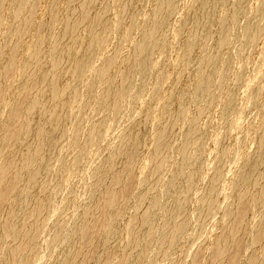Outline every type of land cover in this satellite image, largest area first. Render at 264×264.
Instances as JSON below:
<instances>
[{
  "label": "rangeland",
  "instance_id": "374dc122",
  "mask_svg": "<svg viewBox=\"0 0 264 264\" xmlns=\"http://www.w3.org/2000/svg\"><path fill=\"white\" fill-rule=\"evenodd\" d=\"M35 1V0H34ZM37 1H40V2H38L37 3ZM61 1V0H60ZM62 1H65V0H62ZM61 1V2H62ZM120 2V1H122V2H124L125 3V1H123V0H99V2L98 3H100L101 5L100 6H102V4H105V2H106V5L108 4L110 7L112 6V7H114L113 5H114V2ZM143 1V3H144V5H143V3H141V1L140 0H129V2H130V9L132 10V11H129V10H126V11H128V14H129V16L131 15V17H133V19L134 20H131L132 18L131 17H126L127 16V14L125 15L124 13L126 12L125 11V6H124V4L121 2V3H119V4H121L120 6H119V4H118V6H117V4L115 5V7L113 8V9H116L115 11V14H114V10L112 9V7H111V9L113 10H110V7L108 6V10H110L111 11V13H113L112 14V16H114V17H116L117 19H115V20H113L114 18L111 16V13L109 12H107V18L108 17H112V18H110V19H112L111 21L112 22H110V19L108 18V20H109V22H108V20H107V24H108V26L107 27H111L112 25V27H114V26H116L117 24H118V22L120 23V21H122L123 19L125 20V22L127 21V19H128V21L125 23L124 21V23L122 24V26H120L121 24H118V26L120 27V29H119V27H117L116 29H118V30H121V33H122V31H123V29H124V35L126 36V35H128V31H133V29L134 28H136V29H138L139 27L141 28V30H137L138 31V34H137V31L136 32H132V36H131V32H129L130 34V36L131 37H129V41H130V43H129V41H128V37L126 36V38H125V36L124 37H122L121 36V33L119 32L118 33V37H116V35H115V33L117 32V30L114 32V30H110V29H113L112 27L109 29V28H107V30H109L110 32H113V34H114V36H113V34L112 35H110L111 33L109 32V35H108V37L109 36H111L113 39H117V38H125V39H127V41H123V39L121 38H119L120 39V41H118L120 44L122 43L121 41H123L124 43H122L123 44V47L122 46H120V48L117 46V45H120L118 42H116L117 40H115V41H113V39L111 38V40L109 39V38H107V41H108V39L110 40V41H108V43H107V41L105 40V42H104V44H107V45H105L104 46V44H103V46H104V48L105 49H103V46H102V49L103 50H100V46H101V43H100V46H98V48H99V52L100 53H97L96 55V57L94 58V60L88 65V69H89V71L85 74V75H87L86 77H88V78H90L91 79V77H94V78H92L91 80H92V82L90 81V79L88 80H86V77L84 78L83 77V79L82 80H84L85 79V82L87 81V82H90L89 83V85L91 84V83H93V85H95L96 86V88H94L95 86H93L92 84V89H93V91L96 89V91H95V93H99V94H101V92H102V88L104 87H106L105 89L103 88V93H102V95L104 94V92H105V96H108L109 95V99L111 98V96H110V94H108V93H106L107 92V90H110V91H108V92H112V93H115V91L116 92H118L119 93V91H121V93H119L120 94V96H118L117 95V100H120V98L119 97H121V99H125V101L124 102H122V100H120V101H118V103L120 104H118L119 105V107H117L118 109L120 108V107H122V109H124L123 111H120V112H116V113H121L122 115H121V117H119L120 115H118V114H116V117H118L119 119H117L118 121L117 122H120L119 124L118 123H115V122H113V123H115V124H113L112 122H111V124L113 125H111L110 124V129H113V130H111V131H109L110 129H109V127H107L108 125L106 124L107 122H109L108 120L106 121V119L104 118V117H107L106 116V114H107V104H108V102L106 101V100H108V97H107V99H105V97L103 98V104L101 103V104H97L98 102H100V101H102V98L101 97H99V96H102V95H99V94H97L96 96L97 97H95V94H93L94 92L92 91V89H91V87H89V85H88V83L86 82H84L85 84H83V82L82 83H80V86H81V84H83L82 85V90H81V87L80 86H78V87H80V88H78L79 89V93H77L78 94V98H79V96H82L83 95V97L81 98V99H86V97H85V95L87 96L88 94H90V93H92V94H90L91 96H92V98H94V100H95V102H94V100L93 99H91V102L89 101V99H90V97L91 96H89L88 95V97L87 98H89V99H86V100H88L89 101V103H88V101H86V100H84V102H87V103H84L83 102V100H81V99H78V98H75L76 100H78L77 102H79L80 103V101H81V103L83 104H85V106L84 107H82L80 104H78L77 102H76V100L74 101V102H71V103H69V106L71 105V107H70V109H68L69 111H71L72 110V108H73V106L75 107V108H73V110L74 111H76V114L74 115V116H72L73 115V113H75L73 110L71 111V112H73L72 114H71V112H69L68 111V114H71L70 116L69 115H67V117L68 118H72L73 117V121H72V119H71V121H70V119L68 120L67 119V123L69 124L70 123V125H68L67 123V127H66V129H67V131H66V133H67V135L65 136V134H64V137H61V139L62 140H58L61 144H59L60 146L62 145V141H63V144H67L66 146H70V145H72V146H70V147H72V148H74V146H76L77 147V145H79V147L82 145V147H83V145L84 146H86L87 147V145H89L88 146V149H84V148H86V147H84V148H79V147H77L78 149H82L83 150V153H82V151L80 152V150L78 151V149L76 148V149H74V150H77V151H74L72 148V152L69 150V149H67L68 147H66L65 145H63V147L61 146L60 148H61V154H60V152H59V150H58V156L57 155H55V156H53V158H62V160L63 159H65V161L63 162V165H64V163L65 162H67L66 164L68 165V163H70V162H75V159L78 161V165L76 164V162L75 163H73L74 165H77V167L80 165L81 167L80 168H82L81 170H79V169H77V167H75L74 165H72V164H70L71 166H70V168H69V165L67 166L66 164H65V167L67 166V168L69 169H66V168H64L63 169V167H62V163H61V159L59 160L60 162H58V160L56 161V163H53V162H55V160H56V158H55V160L54 159H52L53 160V162H52V160H51V164L52 165H55V166H52L51 164H50V166L47 168L48 170H46L47 172H49V174H50V178H53V179H51V180H47V178H48V173L47 172H44L43 174H46L47 176H45V175H42L41 177H43L44 179H45V181L43 180L42 181V179L40 180V182H39V180L38 181H36V183L37 184H39V185H36V183H33V184H35V185H33V186H35V187H33V188H36V189H29L31 192H29V190L27 189V191H26V193L28 194L29 193V195H33V194H39L43 189H44V191L41 193L43 196H45L44 194H47V193H49V192H51L52 190H54V192H53V194L51 193V194H49V195H51V197H52V195H53V198H50L49 197V195L48 196H46V198L50 201V202H47L48 204L46 205L47 206V208H49L50 210V212H48V210H47V218H45L46 220L50 217V219L47 221V223L45 222V221H43L45 224L43 225L42 223H41V225L39 226V228H38V230H40V231H37L38 233L34 236V238H35V243H33V240H32V242L30 243V246H29V248H32V249H34L33 248V246L31 245V244H35L34 246L35 247H37V248H35L33 251H32V253L30 252L31 251V249L30 250H28V249H26V251L24 252V257L22 258V261L24 262L23 264H29L30 262H31V260L30 259H32L31 257L33 256V252L36 250L37 251V249H38V251L37 252H39V255L37 256L36 254H35V256L36 257H33V262H31L30 264H64L65 262H66V260H67V257L65 258V255L64 254H68V252H69V250H71L73 247H72V245L76 242L75 240H76V235L75 236H72V234L74 235V234H76L75 232L77 231V229H78V223H79V220H76V218L77 217H80V216H82V215H84V214H86L87 212H86V209L88 210V209H92V211L93 212H95V215H96V217H94L95 219H93V226L95 225V227H92V229H91V231H90V233L89 234H87V236L85 237L86 239H84V242L85 243H83V245L84 246H82V247H84V250H83V248H82V250L84 251V253H86L87 254V256L85 255L84 257H83V255H82V251L80 252V256H79V259H78V262L80 263V264H98V260H99V257L101 258V256L105 259V258H107V260L105 259V261L107 262L108 261V258H112L111 260L112 261H114V262H112L111 260H110V262L111 263H108V264H119V261H120V259H121V261H122V257H120V255H119V253L122 255L123 254V256H124V253L123 252H125L124 250H126L127 248H129L130 247V245H131V247H135V245H136V243H138V242H135L134 241V237H133V235L136 233V231L140 228V226L142 227V228H140V230H138V233L140 234H138L139 235V237L141 236V234H142V232H144L142 235V237H138V239L137 240H139V239H141V241L139 240V243L141 242L142 244H137L136 245V247H137V250H136V248L135 249H133V252L135 253L136 251H140L142 248L144 249V251L146 250V253H145V256L147 255V258L144 256V257H142V255H144V251H143V249H142V252H137V254L138 253H142V255H140V256H136V254L135 255H133V252H132V255H131V257L134 259V262L132 263V264H139V263H137V262H139L140 260L142 261V263L141 264H144L143 262L145 261V264H148L147 262H149L150 261V258H152V264L155 262L154 261V259L153 258H156V257H159V258H157V259H155L156 260V264H194L195 262H197V263H195V264H198V263H201V261L202 260H204V261H202L203 263L205 262V259L207 260V262H205L206 264L207 263H211L212 264V260L214 261V259H215V257H213L212 255H213V252H212V250H210L211 249V244H212V242H213V240L214 239H216V238H219V237H224V235L226 234V231L228 232V227H226V225H227V223L225 222L226 221V218H227V215H228V212L230 211V209L229 208H231V206H232V204H233V206H236L237 205V203H238V205H237V207L239 208V211H244V209L245 208H247V207H249V205L247 206L245 203H248V202H250L251 204L253 203H257L256 205H254V206H256V207H259L260 206V208H254L251 204V206H252V208L254 209V212L253 213H249L250 211L252 212L253 210H252V208H247V210L246 211H248V213L249 214H251L250 216H253V218L251 217V219L249 218L250 216L249 215H247V217L249 218H247L246 217V219H248L247 221H246V219H245V224L247 225V227H248V229H249V231H248V229H246L245 228V233H247V234H243V236L245 237L244 238V241H245V243H244V241H243V238L241 239L242 241L241 242H243V243H241L243 246V248L241 247V245L240 246H238L237 248L240 250H238V251H236V250H234V249H236V247L235 248H231L232 249V253H237L236 255L235 254H232L231 255V252L229 253L231 256H232V258H231V256H230V258H231V260L232 259H234L235 258V256H236V260H239V261H237L236 262V260H235V262L237 263V264H247L249 261H251V258H252V262L254 263V264H263V263H261L262 261L264 262V259H261V258H263L264 256H262V255H264V253H262V251L264 250V249H262V247L263 246H261V245H264V240H262L263 241V243L261 242L260 243V238L262 239H264V232L263 231H260V230H262V226H261V224H263L264 223V219L262 220H258V219H260V218H258V217H262L263 218V216H261V214L263 215V213H261L262 212V210H264L262 207H261V204L263 205L264 204V194H263V190L264 189H260V188H263L264 187V173H262L259 177H261L260 179H257V182L258 183H256L255 185L256 186H253V193L250 195V196H247V198L248 197H250V198H248V199H245V200H247L248 202H244V204H245V206H244V204H243V206H242V204H241V206H240V204H239V202L237 201V194H236V189H234V190H236L235 192L232 190L233 188H235V186L233 185L236 181H239V180H236V179H238V178H240V176H243V172H245L246 170V167L247 166H249V164H250V162H249V160L251 161V156L255 153V151L252 153V151L254 150V149H256V147H257V140L258 139H260L261 137L259 136V135H261V134H263V131H259L260 129H261V127H263L264 128V13H262V12H264L263 10H264V7H263V4H262V2L261 1H263V0H259L258 2L256 1V0H248V1H250V2H248L247 3V6H246V9H244V10H242L244 13H246V14H243V12H239L238 11V14H237V10H234V8L235 9H238L239 10V8H240V5H237V4H239V3H241L240 2V0H238V2L237 1H235V0H228V2H227V4H228V6H227V4H226V2H224L223 3V1L224 0H222L221 2L222 3H220V1L218 0V2L216 1V5H217V3H218V6L220 7H218V6H216L215 5V8H217V10L215 9L214 10V13H215V11L217 12V13H219L220 12V14L221 15H219V14H214L215 15V17H216V15H218L217 17H216V19L219 21V23L218 22H216V19H214L215 20V22L213 21V19H212V23L214 24V23H217L218 24V26H217V24H212V23H210V24H212V27H208V26H210L209 24H207L206 25V27H205V30H201L200 32H203V33H199V31L197 32L196 30H194L193 31V35L194 36H191V38L193 39V41L195 42V44H194V42L192 43V39H189L190 38V34L192 35V32H191V27H192V23L194 22V25L193 26H195L196 24H198L197 22H196V20L195 19H199L200 18V16H201V8H200V5H201V7H202V4L205 2V0H203V2L200 4L199 3V5L197 4V2L198 1H202V0H195L196 1V3H195V1H193V0H180V1H178V0H176V1H178L179 2V4H177L176 5V3H174V5H176V6H178L177 8L175 7V9H174V7H172L173 9H174V11H175V15H174V19H173V14H174V12H172V10H170V14H171V12L173 13L172 15H169L170 16V18L168 17V20L170 19V21H171V19H173L172 20V22H170V21H168V22H166L168 25L166 26L165 24H164V26H163V28H162V31H161V33L159 34V36L161 35L162 37H163V40H164V37L166 36V39H165V41H161V36L160 37H158L157 38V40L158 39H160V41L158 40H154V42L157 44H155L154 42H153V45L151 44V47L150 48H152L153 46H156V48L154 47V52H153V49H150L149 50V48H147L146 47V45L144 46V44H146L147 42H149L148 41V37L147 36H149V35H147V34H149V31L148 30H150L151 28L149 27L150 25H148V24H151V21L153 20V18H151V16L152 17H154L155 18V16H153V13H155L156 12V10H157V7L158 6H156V2L158 1H156V0H149V1H144V0H142ZM153 1H155V4H154V6H153ZM160 1V0H159ZM159 1L157 2L158 4L157 5H159ZM175 0H174V2H176ZM227 1V0H226ZM231 1H232V3H231ZM44 2V0L43 1H41V0H36V8H37V4H38V9L36 10V12L38 13V10H40V9H42L43 8V3ZM108 2H112L113 3V5L111 4H109ZM133 4H132V3ZM135 2H137L136 3V5L138 6V4H142L141 6L139 5L138 6V14H136V13H134V11L135 12H137V10L136 9H134V7L136 8L137 6L135 5ZM177 2V3H178ZM192 2H194V3H192ZM229 2L231 3V4H229ZM235 4H234V3ZM255 4H257V5H260L259 6V10H258V8H256V6L257 5H255ZM264 2V1H263ZM41 3V5H39ZM97 3V5L94 7V10H93V12H91V14L92 15H94V14H96L98 11V8L100 7V6H98L99 4ZM249 3H252V4H254V5H252V6H250V8H249V5H251V4H249ZM132 4V5H131ZM192 4H193V7L194 8H197L198 7V10L196 11V12H198L199 13V9H200V14H198L197 15V13H195V9L192 7ZM226 4V5H225ZM235 5V7H234V5ZM249 4V5H248ZM122 5L124 6V8H122ZM173 5V6H174ZM179 5H180V7H179ZM223 5L224 6H226V8L224 7V9L222 8L223 7ZM232 6V8L233 9H231V7L230 6ZM237 5V6H236ZM98 6V7H97ZM156 6V7H155ZM239 6V7H238ZM262 6V7H261ZM42 7V8H41ZM117 7H120L121 9H123L122 10V12H124V13H122V15H121V17H120V14H121V11H120V8L118 9ZM139 7H140V9H139ZM156 9H155V8ZM189 7H191V8H193L192 10H193V12L192 11H190L191 9H189V11L191 12V14L190 15H192L193 17H191V19H188V18H190L189 16H188V13L186 12V11H188L187 9L189 8ZM227 7L230 9L229 11H228V9H227ZM253 7V8H252ZM258 7V6H257ZM260 7H261V10L262 11H260ZM40 8V9H39ZM97 8V9H96ZM133 8V9H132ZM153 8V9H152ZM218 8H219V10H218ZM249 8V10H247ZM117 9H118V11H117ZM151 9L152 10H154L155 12H153V11H151ZM220 9L222 10V11H220ZM255 9H256V11H255ZM134 10V11H133ZM145 10V11H144ZM226 10V12H227V14L224 12V11ZM235 11V12H233V11ZM245 10H247L246 12H245ZM41 11L42 10H40V12L38 13L39 15H41ZM120 11V12H119ZM177 11V12H176ZM188 11V12H189ZM219 11V12H218ZM250 11V12H249ZM259 11V12H258ZM96 12V13H95ZM120 14H119V13ZM131 14H130V13ZM229 12H231V14H229ZM255 12V13H254ZM63 13V10H62V12H61V15H63L62 14ZM77 13V12H76ZM127 13V12H126ZM152 13V14H151ZM185 13H187V15L185 14ZM196 15H195V14ZM225 13V16L227 17V19L229 18V20H230V22H231V24H232V19H238V17L240 18V20L238 19V20H236L235 22L233 21V24H235V28L233 29V26H230V24H229V22H228V24H224V23H226L227 21V19L226 20H224L223 18H225V17H223V18H221L222 16H223V14ZM257 13V14H256ZM259 13V14H258ZM134 14H136V17H137V15H138V17L140 16V19H141V21H143L144 23L143 24H141L142 22L140 21V26H138L139 24H138V22H139V20L138 21H135V19H137L136 17H134L135 15ZM232 14H237V16H232L231 17V15ZM240 14V15H239ZM241 14H242V16H241ZM258 16V17H260V19L259 20H263L260 24H258L259 23V21L258 20H256V18H258V17H255L256 15ZM261 14V15H260ZM43 15H45V14H43ZM76 15V14H75ZM109 15V16H108ZM121 18V19H118L119 17ZM148 15V16H147ZM149 15H151V16H149ZM155 15V14H154ZM184 15H186V16H184ZM195 15V16H194ZM200 15V16H199ZM244 15H246V16H244ZM255 15V16H254ZM262 15H263V17H262ZM46 17L45 18H43L44 20L48 17L47 16V14L45 15ZM196 16H197V18H196ZM199 16V17H198ZM219 16H221V17H219ZM244 16V17H243ZM42 17H44V16H42ZM41 16H40V19L42 18ZM51 16L49 15V17L47 18V20L50 18ZM126 17V18H125ZM149 18V19H147V20H149V23L147 24L146 23V21H145V19L146 18ZM219 17V18H218ZM234 17V18H233ZM236 17V18H235ZM253 17H255V18H253ZM131 18V19H130ZM183 18H187V19H183ZM232 18V19H231ZM245 18V19H244ZM52 19H53V17H52ZM52 19L50 18L48 21L47 20H41L42 22L44 21V22H46V24L47 23H50L49 21H51L52 22ZM151 19V20H150ZM221 21H220V20ZM223 19V20H222ZM244 19V20H243ZM116 20H118V22L116 21ZM129 20L131 21V23L129 22ZM181 20H184V23H185V20L187 21L186 23H188V21H189V24H186L185 23V27H184V25H183V21H182V23H181ZM195 20V21H194ZM254 20H255V22H256V24H255V27L257 26V30H255L254 28ZM192 21V22H191ZM226 21V22H225ZM238 21V22H237ZM253 21V22H252ZM257 21H258V23H257ZM17 22V21H16ZM16 22H14L13 23V25L16 23ZM114 22V23H113ZM115 22H117V24L115 23ZM132 22H134V23H132ZM136 22H137V26H136ZM154 22V21H153ZM152 22V23H153ZM222 22H223V24H222ZM112 23V24H111ZM129 23H130V26H131V28L129 27ZM170 23V24H169ZM174 24V26L175 27H177L179 30H180V32L176 29V31H175V29H174V26L172 25V24ZM176 23H177V25H176ZM196 23V24H195ZM250 23H252L251 25L253 26V27H251V25H249ZM43 24H45V23H43ZM133 24V25H132ZM220 24V25H219ZM237 24V25H236ZM11 25V24H10ZM126 25H128V27H126ZM145 25H148V26H145ZM151 25H153V24H151ZM179 25H180V27H179ZM183 25V26H182ZM186 25H187V27H190V32H189V37H187L188 35H186L187 33H188V29L189 28H187L186 27ZM216 25V26H215ZM221 25H223L222 27H224V26H227V28L229 29H227L226 27H224V29H222V27H221ZM133 26V27H132ZM135 26V27H134ZM145 27V29L146 28H148V29H146L148 32H145L146 30L144 29V27ZM169 26H171V27H173V28H170ZM213 26H214V28H213ZM230 26V27H229ZM259 26V27H258ZM122 27V28H121ZM143 27V28H142ZM152 27V26H151ZM165 27H168V28H165ZM196 28H197V26H195ZM195 27H192L193 29H195ZM216 27L218 28V29H222V31L221 30H218V29H216ZM221 27V28H220ZM232 27V31H234L235 29L237 30H235L233 33V35H236V33H237V35L236 36H234L233 38H232V36L233 35H231V32H230V28ZM248 27V28H247ZM115 28V27H114ZM126 28H127V30H126ZM171 30H170V29ZM183 28H184V30H183ZM206 28H207V30L209 29V30H211L212 31V29H216V30H218L220 33L219 34H217V32H216V34H214L215 32H214V30L212 31V33H211V31H209L208 30V32H206ZM211 28V29H210ZM226 28V29H225ZM249 28H251L250 29V31L252 30L253 31V34L252 33H250V35L251 36H253L254 37V39L255 40H253V38H250V35H248V33L250 32L249 31ZM253 28V29H252ZM258 28H260L259 30H260V32H262V33H260L259 32V34H261L260 36H259V38H258V36H256V35H254V33L256 32V31H258ZM83 29V30H82ZM81 30H82V32L84 31V28H82ZM142 29L143 30H145L144 31V33H147V34H145L144 35V33H143V31H142ZM165 29H168V31L166 30V32H163V31H165ZM187 29V30H186ZM192 29V30H193ZM244 29V30H243ZM81 30H80V32H81ZM127 32H126V31ZM186 30V31H185ZM223 30H225V32L223 31ZM248 30V32H246ZM142 31V36L144 35V37H147V41L145 40V38L144 37H142V39H144V42L145 43H143V40L141 39V35H140V32ZM175 31V32H174ZM178 31V32H177ZM186 32L185 34H181V32ZM196 31V32H195ZM229 31V32H228ZM251 31V32H252ZM255 31V32H254ZM163 32V33H162ZM172 32L174 33V35L176 34L177 35V39L174 37V38H172ZM195 32V33H194ZM204 32L207 34L206 36H204L205 34H204ZM224 32L225 34H227V33H230V35L228 34V35H225L224 33L222 34V33ZM166 33H167V35H166ZM170 33H171V35H170ZM197 33V34H196ZM210 35H209V34ZM117 34V33H116ZM119 34H120V36H119ZM134 34H136V35H134ZM163 34H164V36H163ZM181 35V37H182V39L184 38V36H185V38L183 39L184 41H185V39L187 38L188 39V41H187V43L189 42V41H191V43H189V45L190 44H194L193 46V48L195 49V47H196V50H197V52L198 51H200L199 53H200V55H199V53H197L196 52V54L194 53L196 50H194L192 47V52H191V54L188 56L189 58H187V60L184 58V56H183V48L185 47V49H187V45L188 44H185L186 43V41L184 42L182 39H180L181 37H179L178 38V35ZM200 34L202 35V36H204V37H202V36H200ZM212 34V35H211ZM246 34H247V36L249 37H247L246 36ZM256 34H258V33H256ZM258 34V35H259ZM139 35V36H138ZM147 35V36H146ZM175 35V36H176ZM184 35V36H183ZM209 35V36H208ZM215 35V36H214ZM216 35H217V37H216ZM218 35H221V37L223 36V35H225L227 38H228V36H229V39H227V40H225L226 39V37H223V38H221V40H220V38H218ZM133 36H135L136 37V39H135V37H133ZM170 36H171V38H170ZM198 36H200V38L198 37ZM213 36V37H212ZM243 36V37H242ZM138 37H139V39H138ZM194 37V38H193ZM197 37H198V40H196L197 39ZM202 37V38H201ZM206 37H212L213 39H210V40H212V42L208 39V38H206ZM215 37V38H214ZM255 37H257V38H255ZM130 38H131V40H130ZM203 38H204V40H203ZM205 38L207 39V40H209V43H207L208 41L207 40H205ZM246 38H248V40L246 39ZM135 39V40H134ZM140 39L142 40L141 42H142V47H143V49L144 50H139V48H140V45L138 46V44H141L139 41H140ZM174 39V40H173ZM176 39V40H175ZM181 41H180V40ZM199 39H202V41H200ZM214 39H219L218 41H216V40H214ZM224 39V40H223ZM233 39V40H232ZM137 40H139V41H137ZM170 40V41H169ZM229 40H232V41H229ZM166 41H167V43L169 44V43H172L173 41V43L175 44H169V46H170V51H171V49H172V51L170 52L169 50H167L166 48H169V46H168V44L166 43ZM169 41V42H168ZM172 41V42H171ZM196 41L198 42V43H196ZM207 41V42H206ZM219 42L218 44H220V47H222L221 46V43H223V44H229L228 45V47L230 46V48H228L227 47V45H226V47H225V49H221V51H223V52H225L224 54L226 55H230V56H228L229 58V60H228V63L227 62H225V61H227V56L225 57L224 55H222L223 54V52H222V54L220 53V55H219V57H220V60H222V59H224L223 61L225 62V63H223V61H220L219 60V58H218V62L217 63H221L220 64V67L218 66L219 64H216L217 66H216V68H213L212 69V71H210V72H213V74L211 75L210 74V72L208 71V72H206V70H209L210 69V66L207 64V62H208V60L210 59V57H208L209 55H208V52L209 51H212L213 52V48H212V50H209L208 51V46L207 45H209V44H211L212 46L214 45V46H216L215 44V42ZM102 42V43H103ZM111 42H112V44H111ZM125 42L126 43H128L129 45L128 46H126L125 45ZM135 42H136V44H135ZM161 42V43H160ZM165 42V45L167 46H161V45H164L163 43ZM176 42H177V44H176ZM183 42H184V44H183ZM202 42L204 43V42H206V45H204V44H202ZM211 42V43H210ZM214 42V43H213ZM226 42H229V43H226ZM231 42V43H230ZM118 43V44H117ZM151 43V42H150ZM121 44V45H122ZM148 44V46H150V44L149 43H147ZM159 44H160V46L162 47V48H165L164 50L162 49V51L160 50V46H159ZM198 44H200V46H204L203 48H205V50L207 51V53L206 52H204L203 51V48H199V45ZM202 44V45H201ZM218 44H217V47H219L218 46ZM112 45V46H111ZM174 45V46H173ZM179 45V46H178ZM183 45H185V46H183ZM210 45V46H211ZM125 46V47H124ZM172 46H173V48H172ZM180 47V46H182V50L180 49V48H178V47ZM187 46V47H186ZM191 46V45H190ZM206 46V47H205ZM209 46V47H210ZM213 46V47H214ZM122 47V48H121ZM134 47H137L138 49H137V51H134L135 53H131V52H133V50H135V48ZM141 47V48H142ZM145 47V48H144ZM198 47V48H197ZM224 47V46H223ZM97 48V49H98ZM177 48H178V51H177ZM118 49V50H117ZM125 49V50H124ZM145 49H146V51H145ZM201 49V50H200ZM0 50H1V48H0ZM147 50H149V52L147 51ZM152 50V51H151ZM158 50V51H157ZM176 50V51H175ZM180 50H181V53H182V55H181V53H178V52H180ZM220 50V49H219ZM228 50H229V52H228ZM101 51H104V52H101ZM117 51V52H116ZM139 51V52H138ZM144 51V53L142 54V52ZM156 51L160 54V55H158V53L156 54ZM165 51H167V53L165 52ZM185 51V50H184ZM120 52V53H119ZM137 52V53H136ZM148 52V54H146V55H149L150 54V56H151V52L154 54V56L152 55V57H150V56H145V53H147ZM164 52V53H163ZM169 52H170V54H169ZM205 53V54H203V53ZM212 52H209V54H212ZM103 53V54H102ZM142 55H141V54ZM165 53H166V55H165ZM176 53H178V54H176ZM229 53V54H228ZM98 54H100V56L98 55ZM120 54H122V55H120ZM129 54H130V56H129ZM134 54V55H133ZM137 54V55H136ZM162 54V55H161ZM193 54V55H192ZM198 54V55H197ZM202 54V55H201ZM48 55V56H47ZM46 56H45V59H44V61H43V63H42V66H48V64L50 63L49 62V60L51 59V54L49 55V53L47 54ZM132 55V56H131ZM136 55V56H135ZM140 57H139V56ZM144 55V56H143ZM168 55V56H167ZM177 55L179 56V57H177ZM182 56V59H185L186 60V62H184L183 60H179L180 58H181V56ZM184 55H185V52H184ZM205 55L207 56V57H205ZM236 55V56H235ZM50 56V57H49ZM117 56V57H116ZM128 56H129V59L131 60L132 58H133V56L134 57H136V58H133L134 59V61H133V59L131 60V61H129L128 62V64H127V58H128ZM137 56H138V58H137ZM191 56H193V57H191ZM204 56V57H203ZM109 57H112L113 58V60L112 61H110L108 58ZM131 57V58H130ZM142 57V60L141 61H139L140 59L139 58H141ZM144 57H145V59H146V57H147V59H146V61L148 62H146L145 61V59H144ZM149 57V58H148ZM197 57V58H196ZM199 57H201V58H199ZM222 57H224V58H222ZM126 58V60L124 61V59ZM150 58H152V59H150ZM191 58V59H190ZM203 58V59H202ZM205 58V59H204ZM208 58V59H207ZM222 58V59H221ZM106 59H108L107 61H109L110 63H109V66L110 65H114V68H112V66H110L111 67V70H110V67L108 68L109 69V71H111V72H106L105 74H103V75H94V74H96V73H98V72H100V71H98V70H100L99 68H101L100 66H102L103 65V63H106ZM136 59H137V61H139V62H141L142 63V65H139L140 63H138L137 61H136ZM144 59V60H143ZM161 59H164V60H161ZM166 59V60H165ZM179 60L177 63V66L180 64L179 62H182V64H185L186 63V65H182V64H180V65H182L181 67H182V70L181 71H179V69H181L180 68V65L177 67L176 65H175V60ZM190 60V63H188V66L189 67H187V62ZM193 59L195 60V59H198V60H207V61H204V62H206V64L208 65V69H207V66H206V64L204 63V62H202L201 63V61H198V60H195L194 62H196V61H198L197 63H201L202 64V66L201 67H203V68H201L200 66H199V64H197V63H195L196 64V66H195V64H194V62H193ZM233 59V60H232ZM100 60V61H99ZM149 60V61H148ZM150 60H152V61H150ZM103 61V62H102ZM105 61V62H104ZM142 61H145V62H142ZM167 61V62H166ZM230 61H233L232 63H230ZM96 62V63H95ZM113 62V63H112ZM132 62H134V64L132 63ZM136 62V63H135ZM151 62V63H150ZM163 62V63H162ZM112 63V64H111ZM138 63V64H137ZM146 65H145V64ZM150 63V64H149ZM194 65H193V64ZM209 63V62H208ZM102 64V65H101ZM132 64H133V66H132ZM136 64V65H135ZM144 64V65H143ZM190 64V65H189ZM224 64H226V66H224ZM229 64H232V67L229 65ZM234 64H235V66H234ZM138 65H139V67H138ZM149 65V66H148ZM152 65V66H151ZM174 65H175V67H174ZM191 65H193V66H191ZM133 68V67H135V68H137V69H132L131 67ZM143 66V67H142ZM145 66V67H144ZM146 66H148L147 67V69L148 70H146L145 68H146ZM184 66V67H183ZM185 66H186V68H185ZM190 66H191V69H192V71L190 70V69H188V68H190ZM199 67V69H198V67ZM223 66H224V68L226 69L227 67H228V69H230V70H232L231 72H233L232 73V75H231V77H230V75H229V73L231 74V72H230V70H227L226 69V72H223V76L220 74V75H218V73L217 72H219V73H221L220 71H219V69L221 70V71H223L224 70V68H223ZM93 67V68H92ZM120 67L122 68V69H120ZM129 67V68H128ZM172 69H171V68ZM206 67V68H205ZM219 67V68H218ZM230 67V68H229ZM97 68H98V70H97ZM115 68H116V70H117V68H118V70L116 71L115 70ZM140 68V69H139ZM143 68H144V70H143ZM170 68V69H169ZM179 68V69H178ZM185 68V69H184ZM196 69L195 71H194V69ZM232 68V69H231ZM260 68V69H259ZM87 69V70H88ZM130 69V70H129ZM139 69V70H138ZM141 69H142V72H140L141 71ZM163 69H167L168 71H165V73L163 72ZM176 69L178 70L177 72L179 73V75H178V73L177 72H174V71H176ZM184 69V70H183ZM187 69H188V71L190 72L189 74H188V72H187ZM202 69H205L204 71L202 70ZM216 69H218L217 70V72H216ZM94 70V71H93ZM96 70V71H95ZM113 70V71H112ZM145 70L147 71L146 73L149 75H146L147 77H148V79L146 80V78L144 77V75L145 74H143L144 72H145ZM171 70V71H170ZM174 70V71H173ZM197 70H198V74H200V75H198L197 74ZM242 70V71H241ZM116 71V72H115ZM133 72V74L131 73V72ZM135 71H136V73H135ZM138 71V72H137ZM157 71V72H156ZM183 71H185V72H183ZM203 71V72H202ZM239 71H241L242 73H240L239 75L240 76H242L241 74H243V78L242 77H239V75H238V73H239ZM253 71V72H252ZM115 74H114V73ZM118 72V73H117ZM121 72V73H120ZM129 72V73H128ZM140 72V73H139ZM168 72V73H167ZM192 72H196V75H198V77H201L202 78V74L203 73H205L206 72V78H208L209 77V75H211L210 77L214 80V82L216 83H214L213 81H212V79L210 80L209 79V84H208V82L205 84V86L206 87H209V86H207V84L208 85H210L211 87H210V89L211 90H215L216 92H212L209 88H206V89H208V90H210V93L212 94V95H214L215 96V94L214 93H217V92H219L220 91V94L219 93H217L218 94V96H217V94H216V96L218 97V99L215 101V99L216 98H214L210 93H209V91H206L205 90V86H202L203 84H204V81L206 80V78H205V80H202L201 78H200V80H199V78L197 77V76H195L194 75V73H192ZM200 72H202V74L200 73ZM214 72H216V73H214ZM238 72V73H237ZM109 73V74H108ZM124 74V75H126V76H128L127 78L130 80V81H132L131 83L133 84H130L129 82L130 81H128V79L126 80V83L128 82V84L127 85H131V88H132V86H133V90L132 91H134V93H132V91H130V89L128 88V87H130V86H127V87H125L124 86V80L126 79V76H125V79H124V77L122 78V76H120L121 74ZM127 73H128V75H127ZM140 75H139V74ZM178 75H176V74ZM180 73H181V75H180ZM192 73V74H191ZM209 73V74H208ZM89 74V75H88ZM107 74V75H106ZM115 75V76H112V75ZM117 74L119 75L118 76V78L116 77L117 76ZM122 74V75H123ZM131 74V75H130ZM137 74L138 75V79L139 78H141L142 76V78L141 79H139L140 80V82H139V80H137V78H136V76L135 75ZM159 74H160V76H159ZM165 74V75H164ZM169 75V76H167V75ZM176 76H175V75ZM182 74L184 75L185 74V76H186V74L187 75H190L189 77H185V76H182ZM208 74V75H207ZM214 74H217V76L216 75H214ZM225 74H226V78H228V79H226L225 78ZM108 75H111L110 76V78L112 79L113 77H116L117 78V80L118 81H122V79H124L123 81H122V84L119 82L118 83V81L116 80V78H113V80H115V81H110V80H108L107 78H109V76ZM123 75V76H124ZM164 75V79L163 78H161L163 81L165 80H167L168 78V80L166 81V83L165 82H162L161 81V79L159 80V78L158 77H162ZM171 75H174V79L177 81V79H178V82H175L174 81V79L172 80V78H173V76H171ZM196 77V79L199 81H197V83L198 84H200V86L196 83V84H194L195 83V77ZM202 75V76H201ZM237 75H238V79L240 78H242L241 80L239 79H237ZM98 76V78L100 77V79H101V81H102V78H103V83H105V82H108L107 84L105 83V84H103L102 82H100V79H99V82L97 81L96 82V77ZM107 76V77H106ZM133 76V77H132ZM141 76V77H140ZM165 76H167L166 78L167 79H165ZM170 76L172 77V78H170ZM180 76H182L180 79H179V77ZM216 76V80H215V78H213V77H215ZM222 77V78H225L226 80L224 81V80H222V82H223V84H221L222 82L221 81H219L220 80V77ZM176 77V78H175ZM178 77V78H177ZM203 77H205V76H203ZM209 77V78H210ZM97 78V79H98ZM109 78V79H110ZM120 78H121V80H120ZM145 78V79H144ZM192 78V79H191ZM194 78V79H193ZM217 78H219V79H217ZM251 78V79H250ZM94 79H95V81H94ZM107 79V80H106ZM139 82H136V80ZM184 79L185 80H189V82L187 81H184ZM250 79V80H249ZM146 80V82H144ZM150 80V82H147V81H149ZM159 80V81H158ZM180 80H183L185 83H187V84H191V82L194 84V85H196L197 86V89H198V86H199V88H201V87H203L202 89H201V93H203L202 95L201 94H199V92H200V90L198 89H195L194 88V85L192 84V87L191 86H189V90H188V85L187 84H185V83H183V81H180ZM202 80V81H201ZM66 81H68V77L66 76L65 77V79H64V82H66ZM136 83H135V82ZM159 83H158V82ZM161 81V82H160ZM172 82V84H173V86H172V84H171V82ZM202 82V84H201V82ZM208 81V80H207ZM211 81L213 82L212 84L213 85H211L210 83H211ZM217 81H218V84H217ZM253 81V82H252ZM116 82V83H115ZM142 82H144V84L142 83ZM167 82H168V84H170L169 86H167L166 84H167ZM219 82H220V84H219ZM96 83H100L101 84V86H98L97 87V85L98 84H96ZM125 83V84H126ZM135 83V84H134ZM143 84V86H144V89L145 90H148V92L147 91H145L144 89V92H143V90H142V88H140L139 87V85L138 84ZM145 83H146V85L147 86H149V89H148V87L147 88H145ZM154 83V84H153ZM160 83H162L161 84V87L159 86L160 85ZM176 85H175V84ZM177 83L178 84H182L181 85V87H183L184 85H185V87H186V89H185V87H183V88H179V86L177 87V89L179 88L180 89V91L182 92V91H184V92H182V94L184 95V93H185V91H186V93L188 94V91H190L191 92V96H190V92H189V95H184V96H189L190 98H188V97H183V95L181 96L179 93H181L179 90H177L176 89V87L175 86H177ZM248 83V84H247ZM99 84V85H100ZM109 84V85H108ZM114 84V85H113ZM117 85V87H116V85ZM123 86H121V85ZM138 85V86H135V85ZM156 84L159 86H156ZM87 87H85V86ZM111 85V87L113 86V87H115V88H111V87H109ZM163 85V86H162ZM187 85V86H186ZM216 85H217V87H216ZM249 85V86H248ZM9 86V85H8ZM8 86H7V88H8ZM83 86H84V88H83ZM103 86V87H102ZM122 87V88H120V87ZM135 86V87H134ZM172 86V87H171ZM163 87V88H162ZM168 87H170V89L168 88ZM213 87H215V89L213 88ZM224 87V88H223ZM90 89L92 92H87V90L86 89ZM97 88H100V90H97ZM110 88V89H109ZM116 88H118L119 89V91H117L116 90ZM124 88H125V90H124ZM127 88L129 89V90H127ZM134 88H136V90L134 89ZM155 88H157L158 89V91H157V89L155 90L156 92H154L153 90L155 89ZM162 88V89H161ZM165 88V89H164ZM169 89V91H167L168 89ZM173 88H174V90H176V91H174L173 90ZM190 88H192L191 90H190ZM213 88V89H212ZM227 88V89H226ZM231 88V89H230ZM238 89V90H235V89ZM86 90V92L85 93H87V94H83V91L84 90ZM112 89H115V91L113 92L112 91ZM121 89V90H120ZM123 89V90H122ZM139 89V91L141 92V96L139 95V93L140 92H138L137 90ZM161 89V90H160ZM184 89V90H183ZM218 89V90H217ZM256 89H258V90H256ZM106 90V91H105ZM142 90V91H141ZM153 91V94L151 93L152 91ZM160 90V91H159ZM172 90V92H170ZM196 91V94H195V91ZM204 90H205V92H206V94H209V96H211V101L210 100H208V97L209 96H207L205 93H204ZM235 90V91H234ZM80 91H82V92H80ZM98 91V92H97ZM100 91V92H99ZM122 91H123V95L125 94L124 92H127V91H129L127 94H125L126 96H129V93L131 92L132 93V95L130 94V98L129 97H126L125 95L123 96L122 95ZM136 91V92H135ZM164 91V92H163ZM165 91H167L168 93H169V95L171 96V94L175 97L176 95H177V99H178V96H179V98H181V99H179L180 100V102L182 101V97H183V99H185V98H188V100H189V102H187L186 101V99L185 100H183L182 102H181V105L183 106V104H184V106H186V107H182V106H180V102H179V100H177L176 98H175V100L174 101H172L171 102V100H172V98H174V97H170L169 95H168V93L166 92L165 93ZM199 91V92H198ZM233 91V96L235 97V94L237 95L236 96V98L234 99V98H231V97H229V98H231V99H234L233 101H231V99H229L228 98V96H230V94H231V92ZM236 91H238L237 93H236ZM242 91V92H241ZM257 91V92H256ZM142 92H143V94L144 93H146L147 92V94H144V96L142 95ZM161 94H160V93ZM174 92H177L176 94L174 93ZM195 94V100L194 101H196L198 98V101L200 100V98H201V103H199L198 101V105L196 104L195 105V103H194V101H193V96H194V94ZM198 92V93H197ZM228 92H230V94H227ZM256 92V96L254 95V93ZM82 93V94H81ZM136 93H138V99L139 100H137L136 98H135V96L137 97V95H136ZM150 93L152 94V95H150ZM155 93V94H154ZM164 93H165V95L167 96V98H166V96L164 95ZM185 93V94H186ZM235 93V94H234ZM243 93V94H242ZM107 94V95H106ZM133 94H135L134 95V97H133ZM157 94H159L158 96H157ZM198 94H199V97H198ZM228 95V96H225V95ZM112 95V94H111ZM162 95H164V97L167 99V101H169V102H171V105H170V103L169 102H166L165 101V99H164V97L162 96ZM193 95V96H192ZM200 95L202 96V97H200ZM204 95L206 96V97H204ZM231 95V96H232ZM243 95V96H242ZM258 95H259V97H258ZM115 96H116V94L114 95L113 94V98H115ZM123 96V97H122ZM150 96H152V98H151V100L150 99H148V101H147V97H149L150 98ZM154 96V97H153ZM157 96V97H156ZM232 96V97H233ZM85 97V98H84ZM124 97H126V98H128L129 100H127L126 98H124ZM156 97V98H155ZM160 97V99L162 100V101H164L165 103V106H167V104L169 103V105L170 106H172V103L174 104V106H172V107H174V109H176V111H179V110H181L182 108H183V111H180V112H184V114H186L188 111H187V108L189 109V112L186 114V116H183V114H182V116H180V118L178 117L179 115H181V114H178V112H176V111H172V107H171V111L173 112V113H171L170 111H169V106H168V108H166V107H164V105L162 104L161 106L163 107V108H165L166 110H164L163 108H161V106H160V103L162 102L160 99L159 100H157L158 98ZM161 97H163V99L161 98ZM212 97H213V99H212ZM226 97V98H225ZM257 97V98H256ZM96 98V99H95ZM113 98H111V100H110V103L111 102H113V101H115V102H117L116 101V98H115V100H112ZM133 99V101H132V99ZM134 98H135V100H134ZM155 98V99H154ZM171 98V99H170ZM192 98V99H191ZM197 98V99H196ZM202 98H204V100L207 102V105L209 106V107H211V108H209L207 105H206V102L204 103L203 102V99ZM207 98V99H206ZM44 99V98H43ZM99 101H98V100ZM104 99H105V101L107 102V104H106V102L104 101ZM131 99V100H130ZM152 99L154 100V104L155 105H157V108H158V110H157V108H155L156 106L155 105H153L152 103H150V101H152ZM191 99V100H190ZM209 99H210V97H209ZM227 99V100H226ZM230 101H229V100ZM93 100V101H92ZM97 100V101H96ZM126 100H127V102H126ZM155 100H156V102H155ZM223 100H224V104H223ZM41 101V100H40ZM43 102H41L42 104H45V102H48V98H46V101H44V100H42ZM137 101V102H136ZM157 101H159V103L157 102ZM185 101H186V103H185ZM190 101H191V104H190ZM193 101V102H192ZM222 101V102H221ZM226 101H228V102H226ZM92 102H94V103H92ZM140 102V103H139ZM150 104H149V103ZM153 102V101H152ZM178 102H179V104H178ZM184 102V103H183ZM212 102L213 103V105H212V103H211V106H210V103ZM215 102V103H214ZM225 102L227 103L226 105L229 107V108H231V109H233L232 111L230 110L227 114L226 113H224V112H227L228 111V107L225 105ZM230 102L232 103V104H230ZM40 103V102H39ZM40 103V104H41ZM74 103H76V104H78V106H77V108H76V104H74ZM93 104V110H92V107L90 106V108L89 109H85L88 105H91V104ZM110 103H109V105H110ZM124 103H126V104H124ZM146 103L148 104V105H146ZM202 103H204L205 105H203ZM229 103V104H228ZM236 103V106L235 107H233L234 106V104ZM74 104V105H73ZM86 104H87V106H86ZM96 104V105H95ZM121 104H124L123 106H121ZM133 104V105H132ZM151 104L153 105V107H154V109H152L151 108ZM190 104V105H189ZM200 104H202V105H200ZM73 105V106H72ZM79 105L84 109V112L83 111H81L82 110V108H81V110H78L80 107H79ZM94 105H95V108H96V106L98 105V107L95 109L94 108ZM100 105H102V106H100ZM103 105L105 106V110H104V107H103ZM111 105H113V103L111 104ZM126 105V107L124 108V106ZM131 105H132V107H131ZM150 105V106H149ZM158 105L160 106V108L158 107ZM179 107V109L177 110V106ZM189 107H188V106ZM195 105V106H194ZM223 105H225L226 106V111H225V106L223 107V109H222V106ZM230 105H232V106H230ZM107 106V107H106ZM145 106H148V108H150V109H152V110H157L158 111V113H157V111H153V115L154 116H152V113H151V111H148V109H147V107H145ZM193 108V109H191V107ZM202 106L204 107V108H202ZM247 106V107H246ZM103 108V110L102 111H100V108ZM110 107V106H109ZM108 107V108H109ZM177 107V108H176ZM208 107V108H207ZM145 108H146V110L149 112V115H148V113L146 112V110H145ZM184 108H185V110H184ZM206 108V109H205ZM218 108V109H217ZM76 109V110H75ZM91 109V110H90ZM96 111H98V109H99V111L102 113V114H100V112H98V114H92V113H94L95 112V110ZM117 109V110H118ZM127 109V110H126ZM149 109V110H150ZM159 109H162V110H160L159 111ZM191 109V110H190ZM197 109H200V110H197ZM202 109H203V111L204 112H202V113H200L199 111H202ZM207 110V109H210L209 111H205V110ZM223 111H222V110ZM119 110H121V109H119ZM144 110V111H143ZM221 110V112H219ZM88 112V114H87V112ZM91 111H94V112H91ZM103 111H104V113L106 112V114H104L103 113ZM126 113H125V112ZM143 111V112H142ZM168 111H169V113H168ZM191 111H193L194 113L192 114V112ZM195 111H196V114H195ZM212 112V111H214L213 112V114L211 115V113H208V112ZM78 112H79V114L82 112L83 114L81 115H79L78 114ZM163 114H165L166 112V114L165 115H163ZM205 112H207V113H205ZM223 112V113H222ZM97 113V112H96ZM124 113V114H123ZM143 113V114H142ZM145 113H147L146 114V116H148V117H146L145 116ZM174 114V113H177L178 114V116H177V119L178 120H176V122L178 121V123H174L173 125L172 124H170V117H172V115H170L169 116V114ZM191 113V114H190ZM197 113L199 114H201V116H200V114L199 115H197ZM204 113H205V115H204ZM220 113H222L221 115L222 116H220L219 114ZM18 114H19V112H18ZM105 116H104V115ZM125 114H127V116H125ZM194 115V117L196 116V117H198V116H200L201 118H196V123L198 124L199 122L201 123V126H200V123H199V126L198 125H196L197 126V128H196V126L194 127V125H195V118L193 117V116H191L192 118L191 119H193L194 120V124L192 125H190V123L188 122L189 120H190V122H191V119L189 118L190 116H187V115ZM206 114H209V115H206ZM82 116V118H77V116ZM85 115V116H84ZM87 115L88 116H91V117H87ZM101 115H103L104 117H102ZM118 115V116H117ZM124 115V116H123ZM143 115V116H142ZM159 115H161V116H159ZM163 115V116H162ZM215 115V116H214ZM224 115L225 116H228V117H226L228 120L226 121V122H228V124L230 125V127H229V129H230V134L228 135V133H229V131L227 130L226 132H228L227 134L225 133V134H223L224 133V129L226 128V127H224L225 125H227L226 124V122L224 121V120H226L225 118H224ZM232 115V116H231ZM18 116H20V114L18 115ZM48 116V115H47ZM47 116H43V118H41V120H40V118L38 119V124L40 125H38V127H44V126H46V123L48 122V118L49 117H47ZM76 116V117H75ZM86 118V120L85 119H83L84 117ZM93 116H95L94 118H93ZM100 116V117H99ZM157 116V117H156ZM159 116V117H158ZM165 116V118H162V117H164ZM167 116V117H166ZM97 117H98V119H97ZM115 117V118H116ZM125 117V118H124ZM141 117L142 118H144V117H146L147 119L148 118H151V120H149V122H150V124H149V122H147L146 123V125L148 124V126H145V122L146 121H144V124L142 123V128H143V126H144V128L145 127H149V126H151V127H149V132H147L148 130H147V128L145 129V131H144V128H143V130H141V137H145V138H142L143 140H142V142H141V144L139 145V147L138 148H135L133 151L134 152H137V153H139L140 155H142V156H140L139 154H137V156H140V160H142V158L141 157H143L144 158V161L142 160V162H141V164L142 163H144L145 161V163H144V166H143V164H142V166L141 165H139L138 166V160H136V165H133V167L134 166H136L135 168H137V167H139V169H131V170H127V169H125L124 167H122V166H117L118 164L120 165V163H118V164H112L111 163V161L113 162V156L114 157H116L115 155H113L112 153H113V151H114V154H116L117 152H119L120 151V149H118V148H121L123 145L122 144H119L121 141V143H123L124 141L126 142V140H127V138H129L128 136H132L133 134L130 132L131 130L133 131V129H134V127L136 126L135 124L137 123V125H139V124H141L140 123V121H143L142 119H141ZM184 117V119H183V123H185V125L183 126V125H181L180 126V123L182 122L181 121V119ZM219 117H222L221 118V120H223V118H224V120H223V123L224 124H220V122H222V121H220L219 122V120H220V118ZM75 118H77V119H80V121L82 120H85L84 121V126H85V128H84V126L82 125L81 126V124L83 123L82 121L80 122V121H76V119ZM91 118L93 119V120H91ZM99 118H100V123H102L103 122V120L102 119H104L105 121H104V123L102 124V126L101 125H99L100 123H99V121H98V123L96 122L97 120H99ZM102 118V119H101ZM115 118H113V119H115ZM122 118V119H121ZM156 118H161V120L159 119V120H157ZM168 118V119H167ZM187 118L189 119V120H187ZM241 118V119H240ZM17 119V118H16ZM88 119V120H87ZM90 119V120H89ZM113 119H112V121H113ZM139 119H141L140 121H137V120H139ZM147 119H144V120H147ZM165 120V122H164V120ZM200 119V120H199ZM214 119V120H213ZM14 121V122H11V121ZM8 124L10 125V124H12V125H10V126H8V127H11V131H8L7 132V137H8V133H9V137H8V145H7V141L5 142L6 144L4 145V146H6V151H4L3 150V152H6L4 155H2V156H0L1 157V159H0V161H5V159H11V158H13L14 157V152H15V150H13L14 149V146H15V148L19 145V144H17V143H21L22 141H25V142H23V143H21V146L23 145H26L27 144V141L29 142V139H31V136H29V137H27L26 138V136H25V140L22 138V139H20L17 135H19V129H20V127L19 126H21V125H19V123H21V121L18 123L15 119H12ZM18 121L20 120L19 118L17 119ZM94 120H96V121H94ZM147 120V121H148ZM152 120H156V121H152ZM167 120H168V122H167ZM199 122H198V121ZM213 120V121H212ZM16 121V122H15ZM74 121H76L77 122V124H76V126H75V124L73 125V123H76V122H74ZM89 121H90V123H91V121H94V122H96L95 124H96V128H95V133L94 134H92L93 132H94V126L93 125H95L94 124V122L93 123H91V130L89 131L88 130V128L90 127V125L88 124L89 123ZM115 121V120H114ZM135 121H137L135 124H133V122H135ZM188 123H187V122ZM106 122V123H105ZM138 122H139V124H138ZM153 122V123H152ZM154 122H155V124H154ZM156 122H157V126H156ZM158 122H160L161 123V125H160V123H158ZM167 122V124L168 125H166V127L168 128V127H174V129H172L173 130V132L175 133L176 131H174V130H177V132L176 133H178L177 135H176V133H175V135L173 136V137H176V138H178L179 139V141L180 140H183L182 138L184 137V139H185V137H188V136H186L187 134L190 136V133L189 132H191V133H193V132H196V134H195V136H194V134H193V139L194 138H200V140H202L201 142H199L200 140L199 139H195L194 141H193V139L192 138H186L185 140H187V139H189V140H191L192 142V144H194V142H195V144H196V142H197V144H201V148H202V146H203V142H208V143H206V144H204V146H208V147H206V151L203 149L204 148V146H203V150L201 149V154H202V156H200L201 154H199V151L197 150L198 148L197 147H199V146H197V144H196V146L197 147H193V145L190 143V141L188 140V141H185V140H183V142L185 141V143L187 144L188 143V145H186L185 144V146H180V142H182V141H178V139H174L173 137V139L171 140L172 142H168L169 144H167V151H168V153H167V155L169 156L170 154L171 155H175V157L174 156H170L169 158H172V159H167V160H165V162L164 163H166L167 165H168V167L166 166V164H163V167L162 168H164L161 172H159L160 174H154L155 176H153V175H151V171H152V167L151 166H153L154 164H155V161H154V158H155V156H153V154L155 155V149L156 148H154V147H152V146H155V145H157L158 144V142L157 141H159L158 139H160V137L162 136V134L164 133V128H165V130H166V127H164L165 126V124L164 125H162L163 123H166ZM180 122V123H179ZM261 122H262V124H261ZM72 123V124H71ZM85 123H86V125H85ZM110 123V122H109ZM243 123V124H242ZM79 124V125H78ZM93 124V125H92ZM106 125L105 127L103 126V125ZM118 124V125H117ZM152 124H154V125H152ZM170 124V125H169ZM179 124V125H178ZM18 127H17V126ZM73 125V126H72ZM97 125H99L100 126V128L99 129H97ZM115 125L117 126V127H115ZM131 125H132V129H131ZM135 125V126H134ZM178 125V126H177ZM224 125V126H223ZM229 125H227V127L229 126ZM263 125V126H262ZM78 126H81V128H80V131H79V129H77L78 128ZM87 126H89L87 129H86V127ZM98 126V127H99ZM129 126V127H128ZM134 126V127H133ZM153 126V127H152ZM162 127V128H159L158 129V127ZM179 126L181 127V129H179ZM193 127V129L195 130H199V132L201 133V132H208V135L210 136V138H206V140L207 139H209V140H204V138L205 137H209V136H206L207 134H205L204 136H202L203 134L201 133H199L198 131H194L192 128H191V130L193 131H190V130H188V129H190L189 127ZM224 128H223V127ZM16 127V128H15ZM69 127V128H68ZM70 127H71V132H70ZM73 127H76V131H75V133H77V134H80V135H78V137H76L77 136V134H74V131H72V129H75V128H73ZM101 127H102V129H101ZM188 127V128H187ZM200 127V128H199ZM202 127V128H201ZM205 128V130H204V128ZM19 128V129H18ZM109 130H108V129ZM260 128V129H259ZM18 129V133H17V135L16 134H14V132H17L16 130ZM82 129H85V130H83V132L84 133H86V132H88V133H86V135L82 132L81 133V131H82ZM99 131L100 129V134H99V132L97 131V130ZM104 129L106 130V131H104ZM126 129V130H125ZM157 129V130H156ZM160 129H162V130H160ZM184 129V130H183ZM202 129V130H201ZM228 129V128H227ZM10 130V129H9ZM87 130V131H86ZM103 130V131H102ZM107 130H108V132H107ZM128 130H130L129 132H128ZM150 130L152 131V133L150 132ZM162 131V134L160 133V132H157V134H156V131ZM204 130V131H203ZM207 130V131H206ZM261 130H264V129H261ZM79 133H78V132ZM143 131H144V133H147V134H149L150 136H152V138L155 140L156 139V135H158V137H159V134H160V137L158 138V139H156L155 141L157 142H155L154 140H152L151 139V137L149 138V135H146V134H144L143 133ZM180 131L182 132H185L186 133V135H184V133L182 132L181 133V135H184V136H181L180 135ZM188 131V132H187ZM219 131V132H218ZM106 132V134H104L103 135V133H105ZM125 132L126 133H130L129 135L128 134H126V135H128L127 137L126 136H124V134H125ZM197 132H198V134H197ZM215 132H217L216 133V136H215ZM259 132H262V133H260L259 134ZM101 133H102V135L103 136H101L102 138H105V139H100V137H99V139L101 140H99V141H97L98 140V136L99 135H101ZM156 135H155V134ZM173 133V134H174ZM71 134H74V135H76V136H74L73 137V135H71ZM84 134V135H83ZM89 134V135H88ZM97 134H98V136H97ZM142 134H144L143 136H142ZM153 134V135H152ZM11 135V136H10ZM84 136V137H82V136ZM91 135V136H90ZM92 135H95L96 137H95V139L94 138H91L92 137ZM198 135H199V137H198ZM225 137H224V136ZM227 135H228V137H227ZM16 136V137H15ZM75 139V138H77V142H78V144L77 143H75V145L73 144L74 142H76V141H74L73 142V140L74 139H72V137ZM85 136H88L89 138L88 139H90V140H87L86 138H85ZM147 136V137H146ZM178 136H180V137H178ZM218 136V137H217ZM262 136V135H261ZM6 137V138H7ZM19 139V141L20 142H18L16 139ZM66 137H67V139H66ZM69 137V138H68ZM80 137H82L81 139H80ZM126 138V139H124L123 140V138ZM202 137H204V138H202ZM259 137V138H258ZM64 138V139H63ZM149 138V139H148ZM181 138V139H180ZM215 138V139H214ZM68 139H71L72 140V143L70 144V142H71V140H68ZM85 139V140H84ZM93 139V140H92ZM97 139V140H96ZM217 139V140H216ZM220 139V140H219ZM16 140V141H15ZM66 140H68V143H64V141L65 142H67ZM76 140V139H75ZM82 141V143H81V145L79 144L80 142L79 141ZM84 140V141H83ZM94 141V142H92V141ZM105 140V142L103 143V141ZM146 140H148V141H146ZM175 140H177V142H174ZM70 141V142H69ZM87 141V142H86ZM95 141H97V142H95ZM12 142V143H11ZM85 142V143H84ZM89 142V143H88ZM90 142H92V143H90ZM98 142H101V143H103L102 145L101 144H99ZM156 143V144H152V143ZM174 142V144L176 143V145L178 144V142H179V146H177L176 147V145H175V148H174V144H172V145H170L171 143H173ZM181 143V145L182 144H184V143ZM199 142V143H198ZM246 142H248V143H246ZM93 143H95L94 145L96 146V144L98 145V147L100 148H98L97 146L95 147L94 145H93ZM189 143L191 144V145H189ZM259 143V142H258ZM70 144V145H69ZM77 144V145H76ZM93 146H92V145ZM116 144H117V147H116ZM124 144V143H123ZM194 144V145H195ZM214 144V145H213ZM12 145V146H11ZM91 145V146H90ZM122 145V146H121ZM152 145V146H151ZM224 145L226 146V147H228V149L226 148V147H224ZM20 146V145H19ZM121 146V147H120ZM149 146H151L150 148H151V152H153V154L152 153H150V148H149ZM171 146V147H170ZM189 146V147H188ZM192 146V147H191ZM223 146V147H222ZM245 146V147H244ZM256 146V147H255ZM9 147V148H8ZM11 147V148H10ZM13 147V148H12ZM89 147H94V148H91L92 150H91V152L90 151H88L90 154V156L88 155V153L86 152L87 150H90V148ZM115 147H116V149H118V150H116L115 149ZM168 147H170V148H168ZM178 147L181 149H178ZM184 147H185V149H187V150H184ZM189 149H191L192 150V152H191V150H189ZM191 147V148H190ZM213 147H214V149H213ZM252 147H254V148H252ZM59 148V147H58ZM64 148V149H63ZM97 148H98V150L100 151H98L97 150ZM174 148V149H173ZM177 148V149H176ZM183 148V149H182ZM195 148H197L196 150H195ZM222 148V149H221ZM223 148L225 149H227V151H224L223 150ZM12 149V150H11ZM65 149H66V151H65ZM95 149V150H94ZM172 149H173V153H176V154H173L172 153ZM176 149V150H175ZM208 149V150H207ZM63 150V151H62ZM68 150H69V152L72 154L73 153V155H72V157L69 155V152H68ZM138 150V151H137ZM169 150L171 151V153L169 152ZM178 150V151H177ZM179 150H180V152H179ZM188 150L191 152H188ZM194 150V151H193ZM223 152H222V151ZM65 151V152H64ZM85 151V152H84ZM92 151H94L96 154H91V153H93ZM98 151V152H97ZM183 152V154H184V156H185V159H184V157H182L184 160H186L187 161V159H188V166L187 167H185V164H183V166L180 164V163H185L186 161H181L180 162V160H183L182 158H181V153ZM184 151H185V153H184ZM198 151V152H197ZM203 151H204V153H203ZM219 151L221 152V153H224L225 152V154L227 155L228 154V156H224V160H225V158H226V160L223 162V164H222V180H221V182H220V184H219V186L217 187V188H215L213 191H211V192H213V194L211 195V192L209 193V191H210V184H211V182H212V180H213V175H214V163L216 162V157H219L221 154H219ZM238 151V152H237ZM251 151V152H250ZM64 152V153H63ZM67 152H68V155H67ZM81 153V155L79 156L78 154L79 153ZM112 152V153H111ZM178 152H179V155H178ZM188 152V154H191L190 156L188 155V154H186ZM194 152V153H193ZM195 152H196V154L198 153V155H196L195 154ZM207 152V153H206ZM217 152H218V156H216V154H217ZM227 152V153H226ZM62 153H63V156H62ZM84 153H85V156H84ZM86 153H87V155H86ZM170 153V154H169ZM194 155H193V154ZM66 154V156L68 157V156H70V157H68V159H69V161H67V157H65L64 155ZM77 155V157L79 156V158L77 159V157H75L76 155ZM82 154H83V156H82ZM111 154V157L109 156ZM204 154V155H203ZM225 154H222V155H225ZM250 154H252V155H250ZM60 155V156H59ZM113 155V156H112ZM186 155H188L189 156V158L191 159V157H193V163L191 162V160L189 161V158H188V156H186ZM193 155V156H192ZM197 157H196V156ZM5 156V157H4ZM89 157L88 159H86L85 157ZM151 156H152V158H151ZM167 156V157H168ZM177 156H180L179 158L177 157ZM210 156V157H209ZM250 156V157H249ZM74 157H75V159H74ZM82 157H84L83 159H84V161H83V159H82ZM109 157V159H107ZM166 157V158H167ZM200 157V158H199ZM148 158V159H147ZM198 160H197V159ZM209 158V159H208ZM250 158V159H249ZM81 161H80V160ZM175 159V160H174ZM180 159V160H179ZM87 160V161H86ZM109 161L110 163L109 164H107L106 163V161ZM114 160H115V158H114ZM148 160H150V161H152V162H150V161H148ZM174 160V163L176 162V160H177V162L176 163H178V162H180V163H178L179 165H181V166H179V167H177V164L175 163V165H173L172 166V164H173V161ZM179 160V161H178ZM196 160V161H195ZM206 160H208V161H206ZM171 164V162H172V164H171V167L169 168V166H170V164H168V162ZM171 161V162H170ZM195 161V162H194ZM84 164H83V163ZM140 162H139V164H140ZM153 162H154V164H153ZM58 163H59V165H58ZM80 163H82V165L80 164ZM103 163V164H102ZM104 163H106V164H104ZM114 163V162H113ZM152 163V164H151ZM189 163H190V165H189ZM195 163V164H194ZM249 163V164H248ZM60 164H61V166H60ZM102 164V165H101ZM110 164H111V166H110ZM150 166H149V165ZM186 164H187V162H186ZM248 164V165H247ZM100 165V166H99ZM105 166V169L106 170H108V169H110V171H105V169H104V173L103 174H105L106 173V176L105 175H103L102 176V173H100V178H101V176L103 177V178H105V180L104 179H102L101 178V180H104L103 182H105V183H103V185L101 184V180H100V184H99V186L100 187H102L101 189H98V188H100L99 186L97 187V185H98V181H97V179H100L99 178V172L97 173H95V171H94V169L96 170V168H99V167H101L102 166V171H103V167ZM113 165V166H112ZM148 165V166H147ZM164 165L167 167H164ZM54 168V169H56V172H55V170L52 168V167ZM60 166V170L61 171H58L57 170V167H59ZM72 166L74 167V168H76V170L74 169H72L73 170V176L71 177V175H70V179L69 178H67V176L69 177V174L70 173H67L68 171L69 172H72V170H71V168H72ZM89 166V167H88ZM99 166V167H98ZM108 166V169L106 168ZM110 166V167H109ZM114 166H117L116 167V169H114V171H115V173H113L112 172V170H113V168H114ZM141 166V167H140ZM177 168H179L178 169V171L176 170V167ZM113 167V168H112ZM119 167V168H118ZM149 167V168H148ZM154 167V166H153ZM180 167H182V168H184V172H186V176H185V173L183 172V169L182 168H180ZM53 169L52 170V172H50V170L49 169ZM79 168V167H78ZM112 168V169H111ZM117 168H118V171H117ZM142 168V170H140ZM161 168V169H162ZM171 168H175V169H173L174 171H177V172H180V170L183 172L182 174L181 173H178V174H176V173H174V171H172L173 173H171V171H166V170H172ZM206 168H208V169H206ZM229 168V169H228ZM244 168V169H243ZM88 169V170H87ZM124 169V170H123ZM148 169V171H150V174H149V172L148 171H146ZM150 169V170H149ZM166 169V170H165ZM185 169H186V171H185ZM261 169L262 170H264V162L262 163V165H261ZM63 170H65L66 171V173L68 174H66V173H64V171ZM68 170V171H67ZM81 171L80 173H79V176L80 177H82L84 174L86 175H84L83 176V178H80L79 176H76V175H78V173H75V172H77V171ZM133 170H134V172H133ZM190 170V171H189ZM208 170V171H207ZM245 170V171H244ZM57 171H58V173H57ZM92 171H94L93 173H95V174H97V178L95 177V179H96V181H95V179L93 178L95 175L94 174H92ZM96 171H100L101 172V170L99 169V170H96ZM124 171V172H123ZM146 171V172H145ZM166 171V172H165ZM195 171V172H194ZM54 172V173H53ZM63 172V173H62ZM108 172H111V173H113V174H116V175H113V174H111V177H110V175H109V177H108V175H107V173ZM116 172H118V173H116ZM145 172V173H144ZM193 172V173H192ZM16 173V171L15 170H13L12 172H11V174H10V179L11 180H13L12 178H13V176L14 175H16L15 174ZM51 173H53V174H55V173H57V174H55V175H53L54 177H52V175H51ZM60 173V174H59ZM74 173H75V176H74ZM82 173H83V175H82ZM170 173H171V175H170ZM187 173H188V176H189V173H192L194 176H193V178H192V174L190 175L191 176V178H190V180H189V182L190 181H192V182H190V184H189V182L188 181H186V180H184L185 178L184 177H188L187 176ZM59 174V175H58ZM62 174L64 175L65 174V176H66V178L65 177H63V179H62ZM81 174V175H80ZM117 174H119V175H117ZM120 174H121V176L123 177H126V180H127V183H129L128 185H130L129 186V189H128V192L127 191H124V193L125 192H127V194L124 196V193H123V197L125 198V199H123L122 198V203H126V205H128L129 203L131 204V205H128V206H133V208L132 207H128V206H124L125 205V203H124V205L123 204H121L122 206H120L121 208V211L122 212H124V213H122L121 211H118V212H120L119 214H121V216L119 215V214H117L116 213V216H118V218H119V221H118V219H116V223H115V225H117L118 224V227L117 226H115V230L113 231V232H118L117 234H116V238H117V236L118 237H120V235L121 236H123V235H125V236H123V238L121 237V238H118L119 239V241L121 242V239H123L124 241H128L129 243H130V241H131V243L133 244V241L135 242L133 245L130 243H128V245H129V247H127L128 245L125 243V242H121V244L123 243L124 245H125V247H126V249H125V247L123 248L122 247V245L120 244V242L118 241V239H117V242L118 243H116V238L114 239V233L112 232L111 234H110V239L112 240V242H111V240H110V244H112L113 242H115V243H113L112 245H114V247L116 246L117 248H119L120 247V245H121V248H119L120 249V251L122 250V249H124V250H122L121 252L119 251V249H114V247H113V249L114 250H112V249H110V251H109V249H108V246H109V242H107V243H102L101 241H99L98 242V239L100 240V238H99V236H98V231H99V229H101L102 227H104V225H105V222L102 220V219H100L99 217H98V215H97V213L98 212H96L97 210H96V204L98 203V202H103V201H105V200H107L106 199V197L108 198V193H109V191L111 190V188L112 189H114L115 188V183H116V180L114 181V178L115 177H113L112 178V176H120ZM145 174L147 177H149V175H151L150 177H152L150 180H149V178H147V181H145L146 180V178L145 179H143L144 177H143V175ZM149 174V175H148ZM184 174V175H183ZM196 174V175H195ZM206 174V175H205ZM56 175H58V176H56ZM60 175H61V177H60ZM92 175H94V176H92ZM140 175H142V176H140ZM160 175V176H159ZM184 177H183V176ZM90 176V177H89ZM170 176V177H169ZM173 176H175V177H173ZM189 176V177H190ZM202 176V177H201ZM40 177V178H41ZM117 177H116V179H117ZM136 177V178H135ZM159 177H161V178H159ZM164 177V179L162 180V178ZM172 177H173V180L174 179H177L178 178V180H179V182L178 181H175V184L176 185H180L181 183H182V185H180V186H177L176 187V189L174 188L175 186H173V185H175V184H173V180H171L172 179ZM179 177H180V179H179ZM56 178H58V179H56ZM119 178V177H118ZM135 178V179H134ZM158 178V179H157ZM171 178V179H170ZM195 178V179H194ZM10 179H9V181H10ZM60 179H62L61 180V182H60ZM82 179V180H81ZM107 179V180H106ZM128 179H130V180H128ZM143 179V180H142ZM159 179L160 180H162V181H160V183H159ZM166 179V180H165ZM187 179V178H186ZM193 179V180H192ZM47 180V181H46ZM54 180H56V181H54ZM58 180V181H57ZM66 180V181H65ZM67 180H70L69 182L67 181ZM132 180V181H131ZM157 180H158V182H157ZM170 180H171V182H170ZM180 180L182 181V182H180ZM183 180H184V182H183ZM204 180V181H203ZM234 180V182H232ZM260 182H259V181ZM41 181H42V183H41ZM54 181V182H53ZM63 181H64V183H63ZM94 181V182H93ZM203 181V182H202ZM48 182V183H47ZM51 182H52V184H51ZM65 182H67V183H65ZM92 182V183H91ZM112 182V183H111ZM115 182V183H114ZM132 182V183H131ZM158 183V186H157V184H156V187H154L155 189H154V191L156 190H158V192L156 193L157 195H158V197H157V195L156 196H154L153 195V197H152V199L154 198V200H152V211H154V208L156 207L155 205H157V209L155 210V212H153L152 213V211H151V217H152V220H151V217H150V221L148 220L147 222H145L146 223V225L145 224H141L140 226L139 225H137V224H135V220L136 219H134L135 217H137L138 215H136L137 213H140V212H136L135 213V211H142V209L143 208H140V207H137V204H139V202H136V199L140 196V194H141V196H142V192H145V191H147L148 189H147V187L149 186H152L154 183ZM165 182V183H164ZM186 182H188V184H189V186H188V184L186 183ZM6 183H7V181H6ZM40 183L42 184V185H44V183H46L48 186L50 185V187H48V188H50L51 190L49 191V192H47L49 189H47L46 191H45V187H43L42 186V190L40 191V188L38 189V187L40 186ZM50 183V184H49ZM58 183V184H57ZM59 183L60 184H66V185H60V187H59ZM97 183V185H95ZM136 183V184H135ZM151 183V184H150ZM166 183L167 184H169V183H172L173 185H171L172 186V189H170L168 186H170V185H166ZM68 184V185H67ZM87 184H90V186L91 187H94V189H96V187H97V189L98 190H96L95 192H94V190H93V188H91V187H88L89 185H87ZM117 184V183H116ZM187 184V187H189L188 189L190 190L191 188V190H192V192H190L189 193V191H188V189L185 187V188H182V189H184V190H187L188 191V193H187V191H184V190H182L181 191V189L180 188H178V187H182L183 185L185 186ZM217 184V185H218ZM236 184V183H235ZM47 185H44V186H46L47 187ZM93 185V186H92ZM104 185H105V187H104ZM114 185V186H113ZM159 185H164V186H159ZM165 185H166V189L168 190L169 189V192L167 191V190H165ZM191 185V186H190ZM234 186V187H232V186ZM68 186V187H67ZM96 186V187H95ZM110 186V187H109ZM145 186V187H144ZM260 186H262V187H260ZM32 187V186H31ZM64 187V188H63ZM104 187V188H103ZM107 187H108V189L109 190H107ZM159 187V189H156V188H158ZM164 187V188H163ZM168 187V188H167ZM205 187V188H204ZM232 187V188H231ZM254 187H256L257 188V190H261L262 192H260L259 193V196H261L260 194L262 193L263 195L261 196V198L262 199H259L260 200V202H259V204H258V201L256 202V200H257V198H260V197H257L258 195V192L256 193V188L254 189ZM62 188V189H61ZM85 188V189H84ZM87 188V189H86ZM89 188H91L90 190H89ZM127 188H128V186H127ZM126 188V189H127ZM150 188H152V187H150ZM173 188H174V190H173ZM180 190V192L178 191V189ZM105 189H106V191H105ZM203 189V190H202ZM87 191V193H88V195H86L87 193H86V191ZM133 190V191H132ZM136 190V191H135ZM138 190V191H137ZM145 190V191H144ZM190 190V191H191ZM165 191H166V195L168 194V193H170V191L171 192H174L175 191V193H176V195L177 194H181V192H185L186 193V195H183V194H181L180 196H181V198L182 197H187L188 196V199H186L187 200V203H185L186 205H185V207L183 208V210L181 209H179V213H182V216H184V217H186L185 219H187L188 221H186V223H188V225L183 229V231H186V232H184V234H183V231L180 233L183 237H181V235H179V236H177L176 238H173L172 239V241H170V240H168V241H170V242H168L167 240H165V238H164V235H165V233H166V231H164V230H166V226L168 225L166 222H168L169 220H165L166 218L167 219H169L170 218V215H168L167 216V214L169 213L170 214V208H174V206H175V202H177L178 201V195L177 196H175V193L173 194H171L173 197H174V199H177V201H175L174 199H172V198H170V199H172V200H174L175 202L173 203V201H171V200H169L168 198H169V196H170V194L169 195H167L168 196V198H167V196L165 195ZM195 191V192H194ZM200 191V192H199ZM204 191H205V193H204ZM33 192V193H32ZM45 192V193H44ZM47 192V193H46ZM86 194H85V193ZM93 192V195L91 194ZM105 192H108V193H105ZM162 192V193H161ZM168 192V193H167ZM178 192V193H177ZM183 192V193H184ZM225 192V193H224ZM55 193V194H54ZM71 193H72V195L73 196H75V195H77V197H76V199H75V197H73L72 198V196H71ZM89 193L93 196V198H92V196L90 195L89 196ZM140 193V194H139ZM200 193V194H199ZM255 193V194H254ZM84 194V195H83ZM137 194H139V195H137ZM188 194H190V195H188ZM254 194V195H253ZM69 195L71 196V198H72V201H71V198L69 197ZM86 195V196H85ZM137 197H135V196ZM166 197H165V196ZM183 195V196H182ZM257 195V196H256ZM134 198H136V199H133V197ZM171 196V197H172ZM251 196H253L252 197V201H249L250 199H251ZM69 197V198H68ZM90 197V198H89ZM97 197L99 198V199H97ZM105 197V198H104ZM155 197L156 198H158V200L156 199L155 200ZM162 197V198H161ZM164 197V198H163ZM211 197V198H210ZM256 199H255V198ZM54 198H56V203H53V202H55V201H53L54 200ZM68 198V199H67ZM89 198V199H88ZM128 198V199H127ZM167 198V199H166ZM180 198V197H179ZM180 198V199H181ZM195 198V199H194ZM50 199H52V201L50 200ZM65 199H66V201H65ZM101 199V200H100ZM131 199V200H130ZM138 199H140V197L138 198ZM137 199V201H139ZM161 199H163V200H160ZM164 199H166L167 200V203L169 204V206H167V203H166V200L164 201ZM206 199H208L207 201H206ZM254 199H255V202H254ZM47 200V201H48ZM69 200L71 201V202H69ZM91 200V201H90ZM98 200V201H97ZM125 200H127V201H125ZM169 200V201H168ZM210 200V201H209ZM76 201V202H75ZM78 201V202H77ZM129 201V202H128ZM135 201V202H134ZM155 201H157V202H155ZM162 201H164V203H162ZM208 201L210 202L209 204H208ZM236 201V202H235ZM61 202H65V203H61ZM69 202V203H68ZM75 202V203H74ZM86 202V203H85ZM97 202V203H96ZM153 202H154V204H153ZM158 202H161V205H160V207H158V204H156V203H158ZM261 202H263V203H261ZM67 203V204H66ZM72 203V204H71ZM73 203L75 204V205H73ZM80 203V204H79ZM136 203V204H135ZM170 203H172L173 204V206H171L172 204H170ZM199 203V204H198ZM236 203V204H235ZM62 204V205H61ZM68 204H69V206H68ZM88 204V205H87ZM94 204V205H93ZM162 204L164 205V204H166V206H165V208H164V206H162ZM249 204V203H248ZM60 205V206H59ZM64 205V206H63ZM65 206H67L66 208H64ZM79 206H80V209H79ZM81 206H84V207H82V209H81ZM88 206V207H87ZM90 206V207H89ZM124 206V207H123ZM135 206V207H134ZM139 206H140V204H139ZM154 206V207H153ZM171 206V207H170ZM51 207V208H50ZM59 207V208H58ZM127 207L129 208V209H127ZM138 208V210L136 209L135 210V208ZM166 207L168 208V207H170L169 209H168V211H166V213H165V211L164 210H167L166 209ZM192 207V208H191ZM228 207V208H227ZM236 207V208H237ZM243 207H245L244 209H242ZM56 208V209H55ZM63 208V209H62ZM83 208H84V210H85V212L86 213H83L84 211H83ZM95 208V209H94ZM122 208H125L126 210H124V209H122ZM200 208V209H199ZM51 209H52V211H51ZM91 209H90V212L92 213V215L94 214L92 211H91ZM134 209V210H133ZM141 209V210H140ZM164 209V210H163ZM207 209V210H206ZM208 209H209V213H208V215H206L207 217H206V219L204 220V218H201V216H203L202 214L204 213L203 211H207L208 212ZM240 209H242V210H240ZM248 209H251V210H248ZM68 210V211H67ZM124 210V211H123ZM129 210L131 211V213L129 212ZM134 212H133V211ZM255 210H260V213H258V212H256ZM5 211L7 212H9V207L8 206H6L5 207ZM11 211V210H10ZM56 211V212H55ZM81 211H83V212H81ZM126 211L127 212H129V213H126ZM162 211H164V213L166 214V217H165V215H164V213L162 212ZM182 211V212H181ZM7 212V213H8ZM54 212V213H53ZM82 214H81V213ZM132 212H133V214L135 215H133L132 214ZM168 212V213H167ZM10 213V212H9ZM78 213H80V216H79V214ZM88 213H89V210H88ZM193 215H192V214ZM247 213V212H246ZM246 213H245V215H246ZM256 213H258V215L256 214ZM127 214V215H126ZM130 214L131 215H133L132 217L130 216ZM152 214H153V216H152ZM163 214V217L161 216ZM253 214V215H252ZM76 215H77V217H76ZM94 215V216H95ZM201 215V216H200ZM121 218H120V217ZM193 216V217H192ZM258 216V217H257ZM53 217V218H52ZM76 217V218H75ZM130 217H131V220H130ZM255 217H256V220H255ZM65 218V219H64ZM81 218V217H80ZM79 218V219H80ZM163 218H165V219H163ZM78 219V218H77ZM163 219V220H162ZM203 220V221H201V220ZM253 219L255 220V222L253 223ZM52 220V221H51ZM161 220L165 223H163V222H161ZM251 222H250V221ZM75 221H76V223H77V226L75 225L76 223H75ZM129 221H131V222H129ZM132 221H134V223L132 222ZM257 221H259V222H257ZM29 222H30V224H31V220H29V221H27V225L29 224ZM104 222V223H103ZM127 222V223H126ZM128 222H129V224H128ZM263 222V223H262ZM32 223H33V220H32ZM59 223V224H58ZM127 224V227H125V225L124 224ZM130 223H131V225H132V223L134 224L132 227L133 228H136L137 226H139V227H137L138 229H136V231H134L135 229H132V227H131V225H130ZM137 223V222H136ZM149 223V224H148ZM161 223H163V224H161ZM195 223V224H194ZM224 223V224H223ZM248 223H252L253 225L255 224V223H261L260 225H258V226H260V228L261 229H259V227L256 225V226H253V225H250V224H248ZM48 226H47V225ZM61 224V225H60ZM97 224V225H96ZM151 224V225H150ZM244 224V225H245ZM43 225V226H42ZM123 225H124V227L126 228V229H123L124 227H123ZM135 225H137L136 227H135ZM161 225V229H159V230H157L158 228H159V226ZM165 225V226H164ZM194 225V226H193ZM249 225V226H248ZM264 225V224H263ZM58 227V229L60 228L61 229V227H62V229H63V231H62V229H61V232H62V235H65V237L64 236H62L61 235V237L59 236V234H61V232H60V229H59V234L57 233V235L62 239H60L58 236L55 238V237H51V236H56V231H58V229H56L57 227ZM165 228H163V227ZM202 226V227H201ZM250 226H253V227H250ZM75 227L77 228V229H75ZM129 227V228H128ZM152 227H154V228H152ZM155 227L157 228V229H155ZM244 227H246V226H244ZM254 227H258L257 228V230H256V228L254 229ZM117 228H118V230H117ZM120 228V229H119ZM124 230V231H126V232H122V231H120V230H122V229ZM150 228V229H149ZM163 228V229H162ZM205 228V229H204ZM253 228V229H252ZM55 229H56V231H55ZM74 229H75V231H74ZM130 229H132V232H131V230ZM141 229L143 230V229H145L146 231H142V232H139V231H141ZM150 230V232H151V234H152V232L154 233L153 234V238H150L151 237V234H150V232H149V230ZM151 229H153L154 231H152ZM252 229V230H251ZM44 230V231H43ZM98 230V231H97ZM128 230H130V231H128ZM160 230H162V231H164L163 232V234L164 235H162V231H160ZM255 230V231H254ZM8 231V230H7ZM55 231V232H54ZM69 231V232H68ZM149 233H148V232ZM159 231V232H158ZM252 231V232H251ZM254 231V232H253ZM261 232L260 234L258 233V232ZM55 234H54V233ZM64 232V233H63ZM127 232H131L130 233V235H128V233ZM135 232V233H134ZM199 232H200V234H199ZM255 232H257L258 233V235H257V233H255ZM262 232H263V234H262ZM41 233V234H40ZM43 233V234H42ZM54 234V235H52V234ZM123 233V234H122ZM125 233H127V234H125ZM146 233H148V234H146ZM158 233H161V235L163 236H161V235H159ZM251 233V235H253L252 236V238H250L251 237V235H250V237H248V234H250ZM66 234H67V236L68 237H66ZM94 234V235H93ZM114 234V235H113ZM120 234V235H119ZM144 234H146L145 236H144ZM10 234H8V235H6L7 237H4V239L5 240H3L2 241V243L1 244H3V245H1V249H0V257L2 258H4L5 256L7 257L8 255V251L9 250H7V248L8 249H10V247L12 246V245H14V243H15V241H14V238H12V236H9ZM48 236V238H47V236ZM92 235V236H91ZM112 235H113V237H112ZM147 235H150V236H148L149 238H147L146 236ZM256 235L259 237V239H258V237H256ZM261 237H260V236ZM41 236V237H40ZM129 237L128 239H127V237ZM131 236V237H130ZM158 236V237H157ZM50 237H51V239L53 240L54 238V240L53 241H58L57 243H55V242H51V239H50ZM88 237V238H87ZM126 237V238H125ZM133 237V238H132ZM146 239V241H145V239ZM154 237H155V240H154ZM162 239V241L164 242V245H165V243L167 242V243H170L171 245H173V243H174V239L175 240H177V238L178 239H180L181 238V240H179V241H176V243H174V245H173V247L171 246L170 248H169V244L168 245H166V246H164L163 244H161L162 242H161V240H160V238ZM33 238V239H34ZM44 238V239H43ZM72 238H75V242L73 241V243L71 244V242H72ZM164 238V239H163ZM254 238H256L255 240H260V241H258L257 240V244H256V242H254L253 240H251V239H254ZM9 239H11V240H9ZM46 239H47V241H46ZM58 239V240H57ZM60 239V240H59ZM88 239V240H87ZM127 239V240H126ZM130 239H132V240H130ZM142 239H143V242H142ZM149 239H151V241L152 242H150L149 244H152L153 243V241L157 244H155L154 243V245H150V246H148V243H146V242H148V240ZM247 239H249V242H248V240ZM65 240V241H64ZM94 240V241H93ZM130 240V241H129ZM160 240V241H159ZM165 240V241H164ZM251 240V241H250ZM160 243H159V242ZM43 242V243H42ZM97 242H98V244H97ZM158 242V243H157ZM248 242V243H247ZM252 242V243H251ZM253 242H254V244H253ZM258 242L260 243V244H258ZM46 243V244H45ZM59 243V244H58ZM77 243V242H76ZM75 243V244H76ZM75 244H74V246H75ZM108 246H107V245ZM116 244H118V246L116 245ZM144 244H147V245H144ZM158 244H161L160 245V248L158 249ZM248 244V245H247ZM37 245V246H36ZM45 245V246H44ZM70 245V246H69ZM96 245V246H95ZM140 245V246H139ZM144 245L146 248H144V246L142 247V246ZM256 246V247H254V246ZM260 245V246H259ZM32 246V247H31ZM89 246H93V250L91 251H89L88 250V248H89ZM138 246H139V248H141V249H139L138 248ZM156 246H157V248H156ZM164 247V249L166 250L164 253H163V255L162 256H159L160 255V253H162L161 252V247ZM248 246V247H247ZM41 247H42V249H41ZM54 247V248H53ZM70 247V248H69ZM103 247V248H102ZM115 247V248H116ZM210 247V248H209ZM261 248V251H260V248ZM5 248V249H4ZM46 248V249H45ZM57 248V249H56ZM67 248H69V249H67ZM97 248V249H96ZM167 248V249H166ZM169 248V249H168ZM204 248V249H203ZM242 248V249H241ZM255 248H259V251H260V253H259V251L257 252L256 251V249ZM264 248V247H263ZM67 249V251L68 252H66L65 253V250ZM149 249V250H148ZM156 249H158L157 251L159 252L160 251V253H159V255H158V252L156 251ZM164 249H162V251L164 250ZM6 250V251H5ZM29 252H28V251ZM44 250V251H43ZM116 250L117 251H119L118 253L116 252ZM136 250V251H135ZM35 251V252H36ZM62 251V252H61ZM97 251V252H96ZM107 251V252H106ZM115 251V252H114ZM156 251V252H155ZM181 251V252H180ZM28 253V255H31V257L30 258H28V255H27V253ZM64 252V254H62ZM179 252V253H178ZM257 253V255L258 256H260V258H258L257 257V255H255L256 253ZM4 253V254H3ZM114 253V254H113ZM148 253V254H147ZM200 253V254H199ZM202 253V254H201ZM209 253V254H208ZM3 254V255H2ZM61 254L64 256H62L61 257ZM110 254H111V256L112 257H110ZM113 254V255H112ZM117 254V255H116ZM155 254H157L156 256H155ZM176 254V255H175ZM5 255V256H4ZM42 255H43V257H42ZM180 255V256H179ZM200 255H201V258H200ZM235 255V256H234ZM240 255V256H239ZM27 256V258H25ZM67 256V255H66ZM93 256V257H92ZM134 256H136L137 258H134ZM153 256V257H152ZM155 256V257H154ZM233 256H234V258H233ZM240 258H239V257ZM5 257V258H6ZM37 257H40V258H37ZM60 257V258H59ZM86 257V258H85ZM118 257H120V259L118 258ZM140 258V260H139V258ZM197 257V259H195ZM211 257L213 258V259H211ZM256 257V258H255ZM1 258H0V260H1ZM37 258V259H36ZM62 258H63V260L64 259H66L65 260V262H63L62 261ZM82 258H84V259H82ZM92 258V259H91ZM97 258V259H96ZM103 258H102V260H103ZM146 258L147 260H148V258H149V260L147 261L146 259L144 260V259ZM23 259H26V262H28L27 260H30L29 261V263H25V261L23 260ZM118 259H119V261H118ZM136 259H138L137 260V262H136ZM211 259V260H210ZM256 259V260H258V261H255L254 262V260ZM3 260V259H2ZM56 260V261H55ZM81 260H82V263H81ZM198 260V261H197ZM230 259H228V261H229ZM231 260L229 261V262H231ZM242 262H241V261ZM262 260V261H261ZM118 261V262H117ZM120 261V264H122V262ZM131 261H133V260H131ZM147 261V262H146ZM259 261H261V262H259ZM38 262V263H37ZM88 262V263H87ZM232 262H234V261H232ZM231 262V264H234V263H232ZM239 262V263H238ZM257 262V263H256ZM1 263V262H0ZM22 263V262H21ZM106 263V264H107ZM150 263V262H149ZM203 263H201V264H203ZM204 263V264H205ZM251 263V262H250ZM252 263V264H253ZM123 264H127V263H124V259H123ZM131 264V263H130ZM151 264V263H150ZM230 264V263H229ZM249 264V263H248Z\"/></svg>",
  "mask_w": 264,
  "mask_h": 264
},
{
  "label": "bare ground",
  "instance_id": "6f19581e",
  "mask_svg": "<svg viewBox=\"0 0 264 264\" xmlns=\"http://www.w3.org/2000/svg\"><path fill=\"white\" fill-rule=\"evenodd\" d=\"M41 1H43V0H41ZM62 1V0H61ZM60 0H44V2L42 3L43 4V8L42 9H40V10H42L41 11V15H39L38 13L40 12V10H38V13L36 12V10L38 9V4H37V8H36V0L34 1V0H0V48H1V50H0V156H2V155H4L6 152H3V150L4 151H6L7 149H6V146L8 145V137H9V133H8V137H7V132L8 131H11V127H8V126H10V125H12V124H8L12 119H15L18 123L21 121V123H19V125H21V126H19L20 127V129H19V135H17V133H18V129L16 130L17 132H14V134H16L20 139H22L23 137L25 138V136H26V138L27 137H29V136H31V139H29V142L27 141V144L26 145H22L21 146V143H23V142H25V141H22L21 143H17V144H19L16 148H15V146H14V149L13 150H15V152H14V157L13 158H11V159H5V161H0V247H1V245H3V244H1L2 243V241L3 240H5L4 239V237H7L6 235H8V234H10L9 236H12V238H14V241H15V243H14V245H12L11 247H10V249H8L7 248V250H9L8 251V256L6 257L5 255V257L3 258H1V260H0V264H23L24 262L22 261V258L24 257V252L26 251V249H28V250H30L31 249V253H32V251L35 249V248H37V247H35L34 245L36 244L35 243V238H34V236L38 233L37 231H40V230H38V228H39V226L41 225V223L43 222V221H45L46 219L45 218H47L46 216H47V210H48V212H50L49 210V208H47V202H50L47 198H46V196H48L49 194H53V192H54V190H52L51 192H49L51 189L50 188H48V187H50V185L52 184V182H51V184L48 186L46 183H44V185H47V187L46 186H44V185H42L43 183H42V181L44 180L45 181V179L43 178V177H41L42 175H45V176H47L46 174L48 173V178H47V180L50 178V174H49V172H47L46 170H48L47 168L50 166V164H51V160L52 159H54L55 160V158H53V156H55V155H57L58 154V150H59V152H60V154H61V146L63 147V145H67V144H63V141H62V145L60 146L59 144H61L59 141L60 140H62L61 139V137H64V134H65V136L67 135V133H66V131H67V129H66V127H67V119L69 120L70 118H68L67 117V115H71L73 112H71L72 110H73V108H75L73 105L74 104H76V103H74L72 106H73V108H72V110L71 111H69L68 109H70V107H71V105L69 106V103H71V102H74L76 99L75 98H78V94L77 93H79L78 91H79V89L78 88H80L81 87V90H82V85L83 84H85L86 82H85V79L84 80H82L83 79V77L85 76H87V75H85L88 71H89V69H88V65L94 60V58L97 56L96 54L97 53H100L99 51L100 50H103V49H105L104 48V46L105 45H107V44H104V42H105V40L107 41V38H109L110 40H111V36H109L108 37V35H109V30H107V28H109V27H107L108 26V24H107V20H108V18L110 19V18H114L113 20H115V19H117L116 17H114L116 14H115V10L116 9H113L114 7H115V5L118 3H121L122 1H120V2H114V5H113V3L112 2H108L110 5L112 4L114 7H112V9L114 10V14L113 13H111V11L110 10H112L111 9V7L107 4L106 5V2H105V4H102V6H100L101 4L100 3H98L99 2V0H65V1H62L61 2ZM123 1H125V3L124 2H122L123 4H124V6H125V8H124V6L122 5V8H124L125 9V11L126 10H129L130 9V2H129V0H123ZM134 1V0H133ZM138 1V0H137ZM141 1V3H143V1L142 0H140ZM144 1H149V0H144ZM157 1V0H156ZM159 1V0H158ZM157 1V2H158ZM176 1V0H175ZM178 1H180V0H178ZM178 1H176V2H174V0H160L159 1V5H157L158 3L156 2V6H158L157 7V10H156V12L154 11L156 8V6L154 7L155 9L154 10H152L151 9V11H153V12H155V13H153V16H155V18L154 17H152L151 15H149V16H151V18H153V20L151 21V24H153V25H151V24H148L149 23V20H147V19H149L148 17L145 19V21H146V23L148 24V25H150L149 27L151 28L150 30H148L149 31V34H147V33H144V31L146 30V29H148V28H146L145 29V27H144V29L145 30H143L142 29V31H143V33H144V35L145 34H147V35H149V36H147L148 37V41L149 42H147V43H149L150 44V46H148V44L146 43V44H144V46L146 45V47L147 48H149V50L150 49H153V52L155 51L154 50V47L156 48V46H153L152 48H150L151 47V44L153 45V42H154V40L156 39L157 40V38L158 37H160L159 36V34L161 33V31H162V28H163V26H164V24L167 26L168 24L166 23V22H168V21H170V19L168 20V17L170 18V16L169 15H172L173 13L172 12H174V14L172 15L173 16V19H174V15H175V11H174V9H175V7L177 8L178 6H176L177 4H179V2ZM193 1H195V0H193ZM216 1L218 2V0H205V2L202 4V7H201V5H200V8H201V16H200V18L197 20V19H195L196 20V22L198 23V24H196L195 26H197V28L195 27V26H193L194 25V22L192 23L193 25H192V27H195V29H193L192 27H191V32H192V35L190 34V38L189 39H192L191 38V36H194L193 35V31L194 30H196L197 32L199 31V33H203V32H200L202 29L203 30H205V27H206V25L207 24H209L210 26H208V27H212V19L215 17V15L214 14H219V15H221L220 14V12L219 13H217L216 11H215V13H214V10L216 9L217 10V8H215V5H216ZM220 1V3H222L221 1L222 0H219ZM235 1H237L238 2V0H235ZM257 2L259 1V0H256ZM264 1V0H263ZM263 1H261L262 2V4L264 3ZM38 2H40V1H37V3ZM178 2V3H177ZM203 2V0L202 1H198L197 2V4L199 5V3L201 4ZM224 2H226V4H227V2H228V0L226 1V0H224L223 1V3ZM240 2L241 3H239V4H237L236 2V4L237 5H240V8H239V10L238 9H235L234 7H235V3L233 4L234 5V10H237V14H238V11L239 12H243L242 10H244V9H246V6H247V3L248 2H250V1H248V0H240ZM260 2V1H259ZM258 2V3H259ZM97 3L99 4L98 6H100L99 8H98V12L96 13V14H94V15H92L91 14V12H93V10H94V7L97 5ZM132 3V2H131ZM136 3L137 2H135V5H136ZM174 3H176V5H174ZM192 3H194V2H192ZM195 3H196V1H195ZM219 3V2H218ZM218 3H217V5L216 6H218ZM231 3H232V1H231ZM230 2H229V4H231ZM254 3V2H253ZM256 3V2H255ZM254 3V4H255ZM118 4H117V6H118ZM133 4V3H132ZM131 4V5H132ZM154 4H155V1H153V6H154ZM225 4V5H226ZM249 4H251V5H249ZM248 5H249V8H250V6H252V5H254V4H252V3H249ZM39 5H41V3L39 4ZM121 4H119V6H120ZM140 4H138V6H139ZM142 5V4H141ZM140 5V6H141ZM143 5H144V3H143ZM142 5V6H143ZM174 5V6H173ZM236 5V6H237ZM255 5H257V4H255ZM254 5V6H255ZM261 5V4H260ZM260 5H257L256 6V8H258V10H259V6ZM97 6V7H98ZM108 6L110 7V10H108L109 8H108ZM137 6V5H136ZM138 6L135 8L134 7V9H136L137 10V12H135L134 10V13H136V14H138ZM227 6H228V4H227ZM230 6V5H229ZM172 7H174V9L172 8ZM179 7H180V5H179ZM192 7H193V4H192ZM195 7V6H194ZM193 7V8H194ZM219 7V6H218ZM224 7L226 8V6H224L223 5V9H224ZM231 7V9H233L232 8V6H230ZM229 7V8H230ZM239 7V6H238ZM262 7V6H261ZM261 7H260V11H262L261 10ZM263 7H264V4H263ZM118 9L120 8V7H117ZM173 10H172V9ZM193 8H191V7H189L187 10L189 11V9H191L190 11H192L193 12ZM220 8V7H219ZM219 8H218V10H219ZM228 7H227V9H228V11L230 10ZM249 8L247 9V10H249ZM253 8V7H252ZM97 9V8H96ZM118 9H117V11H118ZM133 9V8H132ZM139 9H140V7H139ZM195 9V13H197V15L198 14H200V9H199V13L198 12H196L197 10H198V7L197 8H194ZM62 10H63V15H61V12H62ZM112 10V11H113ZM122 10L123 9H121L120 8V11H121V14H120V17H121V15H122V13H124V12H122ZM170 10H172V12H171V14L169 13L170 12ZM247 10H245V12L247 11ZM110 12L111 13V16H112V14L114 15V16H110V17H108L107 18V12ZM129 11H132L131 9L129 10ZM145 11V10H144ZM186 11L187 13H188V16L191 14V12L189 11ZM220 11H222L221 9H220ZM224 11V10H223ZM233 11V10H232ZM255 11H256V9H255ZM264 11V10H263ZM77 12V13H76ZM108 12V13H109ZM127 12V13H126ZM124 14L126 15L127 14V16L126 17H131V15L129 16V14H128V11H126ZM177 12V11H176ZM226 14H227V12H226V10L224 11ZM233 12H235V11H233ZM250 12V11H249ZM257 12V11H256ZM259 12V11H258ZM187 13H185L186 15H187ZM194 13V14H195ZM225 13L223 14V16L221 17V16H219V17H221V18H223V17H225V18H223L224 20H226L227 19V15L225 16ZM236 13V12H235ZM255 13V12H254ZM262 13H264V12H262ZM43 14H47V16L49 17V15L51 16L50 18L52 19V17H53V19H52V22L51 21H49L50 23H47L46 24V22L50 19H48L47 20V18L45 19V20H47L46 22H44L45 20L43 19V18H45L46 16L45 15H43ZM76 14V15H75ZM136 14H134L135 16L134 17H136ZM152 14V13H151ZM155 14V15H154ZM229 14H231V12H229ZM237 14H232L231 15V17L232 16H237ZM243 14H246V13H244L243 12ZM257 14V13H256ZM255 14V15H256ZM259 14V13H258ZM186 15H184V16H186ZM196 15V14H195ZM194 15V16H195ZM240 15V14H239ZM254 15V16H255ZM261 15V14H260ZM264 15V14H263ZM263 15H262V17H263ZM40 16L42 17V16H44V17H42L41 19H40ZM109 16V15H108ZM118 16V15H117ZM133 16V15H132ZM148 16V15H147ZM198 16V17H199ZM218 15H216V17H217ZM241 16H242V14H241ZM244 16H246V15H244ZM243 16V17H244ZM119 17V16H118ZM118 18V19H121V18ZM125 17V18H126ZM137 17H138V15H137ZM136 17V18H137ZM190 18H188V19H191V17H193L192 15H190L189 16ZM216 17L214 18V19H216ZM218 17V18H219ZM238 17V16H237ZM255 17H258L257 15L255 16ZM255 17H253V18H255ZM132 18V19H131ZM130 19L131 20H134L133 19V17H131ZM139 19H140V16L138 17ZM135 19V21H138L139 19ZM194 18V17H193ZM196 18H197V16H196ZM230 18V17H229ZM229 18L225 21L226 23H224L225 25L226 24H228V22H229V24H230V26H235V24H233V21L235 22L236 20H240V18L238 17V19H232L233 21H232V24H231V22H230V20H229ZM234 18V17H233ZM236 18V17H235ZM107 19V20H106ZM173 19H171V21L170 22H172V20ZM183 19H187V18H183ZM187 19V20H188ZM213 19V21L215 22V20ZM222 19V20H223ZM245 19V18H244ZM243 19V20H244ZM260 19V17H258V18H256V20H258L259 21V23H258V21H257V23L258 24H260L263 20H259ZM41 20H44L43 22L41 21ZM112 19H110V22H112L111 21ZM126 20V19H125ZM125 20L123 19L122 21H120V23L118 22V20H116L117 22H118V24H121L123 21L125 22ZM151 20V19H150ZM194 20V21H195ZM220 20V19H219ZM17 21V22H16ZM127 21H128V19H127ZM126 21V22H127ZM140 21H141V19L139 20V22H138V24L140 23ZM154 21V22H153ZM174 21V20H173ZM182 21H183V25H184V27H185V23L187 22L186 20H185V23H184V20H181V23H182ZM221 21V20H220ZM261 21V22H260ZM14 22H16L14 25H13V23ZM108 22H109V20H108ZM117 22H115L116 24H117ZM123 22V23H124ZM125 22V23H126ZM129 22L131 23V21L129 20ZM142 23L141 24H143L144 22L143 21H141ZM153 22V23H152ZM192 22V21H191ZM216 22H218L219 23V21L216 19ZM238 22V21H237ZM253 22V21H252ZM254 22H255V20H254ZM43 23H45V24H43ZM114 23V22H113ZM122 23V24H123ZM130 23H129V27L131 28V26H130ZM132 23H134V22H132ZM210 23H212V24H210ZM236 23V22H235ZM11 24V25H10ZM112 24V23H111ZM118 24L116 25V26H114V27H112L113 29H110V30H114V32L117 30V34L115 33V35H116V37H118V33L120 32L121 33V30H118V29H116L117 27H119L118 26ZM122 24L120 25V26H122ZM135 24V23H134ZM137 24V22H136V26L138 25ZM170 24V23H169ZM172 24V23H171ZM186 24H189V21H188V23H186ZM214 24H217V23H214ZM213 24V25H214ZM222 24H223V22H222ZM223 24V25H224ZM252 23H250L249 25H251ZM255 24H256V22L253 24L254 25V27H255ZM110 25V24H109ZM133 25V24H132ZM148 25H145V26H148ZM173 26H174V24H172ZM176 25H177V23H176ZM182 25V26H183ZM220 25V24H219ZM223 25H221V27L223 26ZM237 25V24H236ZM124 26V25H123ZM122 26V27H123ZM138 26H140V24L138 25ZM152 26V27H151ZM216 26V25H215ZM217 26H218V24H217ZM228 26V25H227ZM227 26H224V27H226L227 28ZM229 26V27H230ZM233 26V29L235 28ZM121 27V28H122ZM125 27V26H124ZM126 27H128V25H126ZM133 27V26H132ZM135 27V26H134ZM142 27V28H143ZM170 28H173V27H171V26H169ZM179 27H180V25H179ZM186 27H187V25H186ZM220 27V28H221ZM224 27H222V29H224ZM251 27H253L252 25H251ZM259 27V26H258ZM82 28H84V31L82 32ZM137 28V27H136ZM136 28H134L133 29V31L134 32H136L138 29H136ZM165 28H168V27H165ZM169 28V29H170ZM187 28H189L187 31H188V33L186 34V35H188L187 37H189V30H190V27H187ZM213 28H214V26H213ZM225 28V29H226ZM248 28V27H247ZM257 28V26L254 28L255 30H257L256 29ZM82 29V30H81ZM119 29H120V27H119ZM132 29V28H131ZM174 29H175V31H176V29L180 32V30L182 29H178L177 27H175L174 26ZM193 29V30H192ZM211 29V28H210ZM216 29H218L217 27H216ZM214 30V29H212V31L214 30V34H216V32H217V34H219L220 32L218 31V30H221L222 31V29H218V30ZM228 29V28H227ZM232 29V27L230 28V32H231V35H233L235 32V30L234 31H232L233 30ZM250 29L251 28H249V31H250ZM253 29V28H252ZM260 28H258V31H254L255 33H254V35H256V36H258V38H259V36L261 35V34H259V32H260V30H259ZM80 30H81V32H80ZM126 30H127V28H126ZM125 30V31H126ZM129 30V29H128ZM127 30V31H128ZM139 30H141V28L139 29ZM166 30L168 31V29H165V31H163V32H166ZM171 30V29H170ZM183 30H184V28H183ZM185 30V31H186ZM209 30V29H208ZM208 30H207V28H206V32H208ZM229 30V29H228ZM244 30V29H243ZM119 31V32H118ZM123 31H124V29H123ZM122 31V33H121V36L122 37H124L125 35L123 34L124 32ZM126 31V32H127ZM133 31H128V35H126L127 37H128V41H129V37H131L133 34H132V32ZM142 31L140 32V35H141V39H142V37H144V35L142 36ZM147 30L145 31V32H148ZM174 31V32H175ZM177 31V32H178ZM181 32V34H185L186 32ZM195 31V32H196ZM209 31H211V30H209ZM212 31H211V33H212ZM224 32H225V30H223ZM237 31V30H236ZM252 31V30H251ZM249 32L248 33V35H250V33H252L253 34V31L252 32ZM129 32H131V36L129 35L130 33ZM162 32V33H163ZM169 32V31H168ZM194 32V33H195ZM223 32V33H224ZM229 32V31H228ZM234 32V33H233ZM246 32H248V30L246 31ZM111 34L110 35H112L113 34V32H110ZM212 33V34H213ZM222 33V32H221ZM222 33V34H223ZM256 33H258V34H256ZM260 33H262V32H260ZM137 34H138V31H137ZM172 38H176L177 39V33L174 35V33L172 32ZM197 34V33H196ZM204 36H206L207 34L204 32ZM209 34V33H208ZM211 34V35H212ZM225 34V33H224ZM230 35V33H227V34H225V35ZM134 35H136V34H134ZM166 35H167V33H166ZM170 35H171V33H170ZM210 35V34H209ZM208 35V36H209ZM225 35H223L222 37H221V35H218V38H223V37H226ZM230 35V36H231ZM236 35H237V33H236ZM236 35H233L232 36V38L234 37V36H236ZM113 36H114V34H113ZM119 36H120V34H119ZM126 36H125V38H126ZM137 36V35H136ZM139 36V35H138ZM163 36H164V34H163ZM174 36V37H173ZM184 36V35H183ZM200 36H202L201 34H200ZM200 36H198L199 38H200ZM204 36H202V37H204ZM215 36V35H214ZM246 36H247V34H246ZM111 37V38H110ZM121 37V38H122ZM133 37H135V36H133ZM147 37H144L145 38V40L147 39ZM179 37H181V35L179 34L178 35V38ZM198 37H197V39L196 40H198ZM201 37V38H202ZM213 37V36H212ZM208 38V37H206V38H208L209 40L210 39H213V38ZM216 37H217V35H216ZM243 37V36H242ZM248 37V36H247ZM114 38V37H113ZM112 38V39H113ZM120 38V37H119ZM119 38H117V39H113V41H115V40H117L116 42H118V41H120V39ZM123 39V41L125 40V41H127V39ZM170 38H171V36H170ZM184 38H185V36H184ZM183 38V39H184ZM194 38V37H193ZM205 38V40H207ZM215 38V37H214ZM221 38H220V40H221ZM249 38V37H248ZM248 38H246L247 40H248ZM250 38H253V40H255L254 39V37L253 36H251L250 35ZM255 38H257V37H255ZM108 39V41H110ZM135 39H136V37H135ZM134 39V40H135ZM138 39H139V37H138ZM140 39V41L139 40H137V41H139L141 44H138V46L140 45V48H139V50H144L143 49V47L141 46L142 45V40H143V43H145L144 42V39H142L141 40ZM165 39H166V36L164 37V40H163V37L161 36V41L163 40V41H165ZM175 39V40H176ZM180 39H182V37L180 38ZM179 39V40H180ZM182 39V40H183ZM227 39H229V36H228V38L226 37V39L225 40H227ZM130 40H131V38H130ZM159 41H160V39H158ZM157 40V41H158ZM174 40V39H173ZM178 40V39H177ZM188 41V39L186 38L185 39V41ZM200 41H202V39H199ZM203 40H204V38H203ZM209 40H207L206 42L207 43H209ZM214 40H216V39H214ZM219 39H217L216 41H218ZM219 40V41H220ZM224 40V39H223ZM233 40V39H232ZM232 40H229V41H232ZM104 41V42H103ZM108 41H107V43H108ZM123 41H121L122 43H124ZM127 41V42H128ZM132 41V40H131ZM147 41V40H146ZM170 41V40H169ZM168 41V42H169ZM181 41V40H180ZM184 41V40H183ZM184 41V42H185ZM187 41H186V43L185 44H188L186 47H187V49H185V47L183 48L184 50L182 51L183 52V56H184V58L187 60V58H189L190 56V54H191V52H192V48L195 46L194 44H195V42L193 41V39H192V43L194 42V44H190L189 45V43H191V41H189L188 43H187ZM211 42H212V40H210ZM222 41V40H221ZM103 42V43H102ZM151 42V43H150ZM172 42V41H171ZM174 42V41H173ZM169 43V44H174V43ZM184 42H183V44H184ZM206 42H202V44H204V45H206ZM210 42V43H211ZM215 42V41H214ZM213 42V43H214ZM100 43H101V46H100ZM119 43V42H118ZM117 43V44H118ZM121 43V44H122ZM129 43H130V41H129ZM155 43V42H154ZM157 43V42H156ZM155 43V44H156ZM161 43V42H160ZM166 43H167V41H166ZM196 43H198L197 41H196ZM216 44V46H212L211 44H209V45H207L208 46V51L209 50H212V48H213V52L212 51H209V52H212V54H209V52H208V57H210V59L208 60V62H207V64L210 66V69L209 70H206V72H210V71H212V69L213 68H216V64H219L218 66L220 67V64L222 63H217L218 61V58H219V60H220V57H219V55H220V53L222 54V52L224 51H221V49L223 48V49H225V47H226V45L225 44H223V43H221V46L222 47H220V44H218L217 42H215ZM226 43H229V42H226ZM231 43V42H230ZM103 44H104V46H103ZM111 44H112V42H111ZM120 44V43H119ZM117 45L119 48H120V46H122L123 47V44L122 45ZM127 44V45H126ZM135 44H136V42H135ZM164 45H161V46H166L165 45V42L163 43ZM169 44H168V46H169ZM176 44H177V42H176ZM201 44V45H202ZM217 44H218V46L219 47H217ZM125 45L126 46H128L129 44L128 43H126L125 42ZM157 45V44H156ZM175 45V44H174ZM173 45V46H174ZM194 45V46H193ZM199 45V48L201 47V48H203L202 46H200V44H198ZM211 45V46H210ZM229 45V44H228ZM228 45H227V47H228ZM98 46H100L99 48H100V50H99V48H98ZM102 46H103V49H102ZM112 46V45H111ZM159 46H160V44H159ZM160 46V47H161ZM173 46H172V48H173ZM179 46V45H178ZM177 46V47H178ZM183 46H185V45H183ZM210 46V47H209ZM224 46V47H223ZM121 47V48H122ZM125 47V46H124ZM142 47V48H141ZM167 47V46H166ZM181 47V48H180ZM180 47H178V48H180L181 50H182V46H180ZM192 47V48H191ZM206 47V46H205ZM212 47V48H211ZM98 48V49H97ZM135 48V50H133V52H131V53H135L134 51H137V47H134ZM145 48V47H144ZM158 48V47H157ZM156 48V49H157ZM175 48V47H174ZM173 48V49H174ZM178 48H177V51H178ZM198 48V47H197ZM228 48H230V46L228 47ZM159 49V48H158ZM162 49L164 50L165 48H160V50L162 51ZM167 50H169L170 49V46H169V48H166ZM194 49V48H193ZM206 49V50H207ZM220 49V50H219ZM118 50V49H117ZM125 50V49H124ZM141 50V51H142ZM149 50H147L148 52H149ZM181 50H180V52H178V53H181ZM194 50H196V47H195V49ZM201 50V49H200ZM205 50V48H203V51ZM204 51V52H206L207 53V51ZM145 51H146V49H145ZM152 51V50H151ZM158 51V50H157ZM156 51V54L158 53ZM170 51V50H169ZM171 51H172V49H171ZM170 51V52H171ZM176 51V50H175ZM101 52H104V51H101ZM117 52V51H116ZM139 52V51H138ZM148 52L147 53H145V56H150V54L149 55H146V54H148ZM166 53H167V51H165ZM170 52H169V54H170ZM184 52H185V55H184ZM196 52H197V50L194 52L195 54H196ZM200 51H198L197 53H199ZM226 52V51H225ZM225 52H223V54L222 55H224L226 58H227V61H225L224 59V57H222V58H224V59H222V60H220V61H225V62H227L228 63V60L231 58H229L228 56H230V55H225L224 53ZM228 52H229V50H228ZM49 53V55L51 54L52 56H51V59L49 60V64H48V66H42V63H43V61H44V59H45V56L47 55ZM105 53V52H104ZM120 53V52H119ZM137 53V52H136ZM144 53V51L142 52V54ZM164 53V52H163ZM166 53H165V55H166ZM178 53H176V54H178ZM193 53V52H192ZM203 53V52H202ZM227 53V52H226ZM103 54V53H102ZM141 54V53H140ZM141 54V55H142ZM203 54H205V53H203ZM229 54V53H228ZM99 56H100V54H98ZM120 55H122V54H120ZM134 55V54H133ZM137 55V54H136ZM135 55V56H136ZM152 55L154 56V54L151 52V56L150 57H152ZM158 55H160L159 53H158ZM162 55V54H161ZM181 55H182V53H181ZM180 55V56H181ZM193 55V54H192ZM198 55V54H197ZM199 55H200V53H199ZM202 55V54H201ZM48 56V55H47ZM129 56H130V54H129ZM129 56H128V58H127V60H126V58L124 59V61L126 60L127 61V64H128V62L129 61H131L133 58H136V57H134L133 56V58L130 60L129 59ZM132 56V55H131ZM139 56V55H138ZM138 56H137V58H138ZM144 56V55H143ZM168 56V55H167ZM189 56V57H188ZM236 56V55H235ZM50 57V56H49ZM117 57V56H116ZM140 57V56H139ZM177 57H179L178 55H177ZM191 57H193V56H191ZM204 57V56H203ZM205 57H207L206 55H205ZM131 58V57H130ZM149 58V57H148ZM197 58V57H196ZM199 58H201V57H199ZM229 58V59H228ZM110 61H112L113 60V58L112 57H109L108 58ZM108 59H106L105 61H106V63H103V65L102 66H100L101 68H99L100 70H98V68H97V70L98 71H100V72H98V73H96V74H94V75H103V74H105L107 71L108 72H111V71H109V67L110 66H112V68H114V65H110L109 66V61H107ZM112 59V60H111ZM140 60L139 61H141L142 60V57L141 58H139ZM144 59H145V57H144ZM143 59V60H144ZM146 59H147V57H146ZM146 59H145V61H146ZM150 59H152V58H150ZM185 59H182V56H181V58L179 59V60H183L184 62H186V60ZM191 59V58H190ZM203 59V58H202ZM205 59V58H204ZM208 59V58H207ZM161 60H164V59H161ZM166 60V59H165ZM179 60H175L176 62H175V65L177 66V62L179 61ZM189 60V59H188ZM195 60H198V59H195ZM194 59H193V62L195 61ZM231 60V59H230ZM233 60V59H232ZM100 61V60H99ZM104 61V62H105ZM133 61H134V59H133ZM136 61H137V59H136ZM139 61H137L138 63H140L139 65H142V63L141 62H139ZM145 61H142V62H145ZM149 61V60H148ZM150 61H152V60H150ZM182 61V62H183ZM198 61H201V63L202 62H204V61H207V60H198ZM198 61H196V62H194V64L195 63H197ZM223 61V63H225ZM103 62V61H102ZM147 62V61H146ZM167 62V61H166ZM182 62H179L180 64H182ZM233 61H230V63H232ZM96 63V62H95ZM113 63V62H112ZM111 63V64H112ZM133 64H134V62H132ZM136 63V62H135ZM137 63V64H138ZM148 63V62H147ZM146 63V64H147ZM151 63V62H150ZM149 63V64H150ZM163 63V62H162ZM188 63H190V60L187 62V67H189L188 66ZM199 64V63H197V64H199V66L201 67L202 66V64ZM205 64H206V62H204ZM133 64H132V66H133ZM145 64V63H144ZM143 64V65H144ZM145 64V65H146ZM179 64V65H180ZM193 64V63H192ZM193 64V65H194ZM206 64V66H207V69H208V65ZM233 64V63H232ZM232 64H229L231 67H232ZM136 65V64H135ZM139 65H138V67H139ZM175 65H174V67H175ZM178 65V66H179ZM182 65H186V63L185 64H182ZM182 65H180V68L181 69H179V71H181L182 70ZM190 65V64H189ZM193 65H191V66H193ZM222 65V64H221ZM228 65V64H227ZM228 65V66H229ZM149 66V65H148ZM148 66H146V70H148L147 69V67ZM152 66V65H151ZM177 66V67H178ZM191 66H190V68H188V69H190L191 71H192V69H191ZM195 66H196V64H195ZM224 66H226V64H224ZM224 66H223V68H224ZM234 66H235V64H234ZM131 67V66H130ZM137 67V68H138ZM143 67V66H142ZM145 67V66H144ZM184 67V66H183ZM198 67V66H197ZM218 67V68H219ZM93 68V67H92ZM129 68V67H128ZM132 68V67H131ZM134 69H137V68H135V67H133ZM132 68V69H133ZM171 68V67H170ZM169 68V69H170ZM185 68H186V66H185ZM184 68V69H185ZM201 68H203V67H201ZM206 68V67H205ZM230 68V67H229ZM233 68V67H232ZM231 68V69H232ZM88 69V70H87ZM120 69H122L121 67H120ZM119 69V70H120ZM140 69V68H139ZM138 69V70H139ZM172 69V68H171ZM183 69V70H184ZM188 69H187V72H188V74L190 73L189 71H188ZM194 69V68H193ZM198 69H199V67H198ZM227 70H230V69H228V67L226 68ZM226 69L224 68V70L223 71H221L220 69H219V71L221 72V73H219V72H217V70L218 69H216V72L218 73V75H222L223 74V72H226ZM260 69V68H259ZM110 70H111V67H110ZM115 70H116V68H115ZM117 70H118V68H117ZM116 70V71H117ZM118 70V71H119ZM130 70V69H129ZM143 70H144V68H143ZM145 70V72L143 73V74H145L144 75V77L146 78V80L148 79V77L146 76V75H148ZM165 69H163V72L165 73V71H168L167 69L164 71ZM196 69H194V71H195ZM203 71L205 70V69H202ZM214 70V69H213ZM94 71V70H93ZM96 71V70H95ZM113 71V70H112ZM115 71V72H116ZM171 71V70H170ZM174 71V70H173ZM178 70L176 69V71H174V72H177ZM202 71V72H203ZM215 71V70H214ZM232 70H230V72H231ZM242 71V70H241ZM241 71H239V73H238V75L240 74V73H242ZM131 72V71H130ZM138 72V71H137ZM140 72H142V69H141V71ZM139 72V73H140ZM157 72V71H156ZM169 72V71H168ZM167 72V73H168ZM183 72H185V71H183ZM202 72H200L201 74H202ZM206 72L205 73H203L202 75L203 76H205V77H203L202 75V78L201 77H198V75H200V74H198L199 72H198V70H197V74L198 75H196V72L194 73V72H192V73H194V75L195 76H197L198 78H199V80H200V78L202 79V80H205V78H206ZM216 72H214V73H216ZM253 72V71H252ZM112 73V72H111ZM114 73V72H113ZM118 73V72H117ZM121 73V72H120ZM129 73V72H128ZM128 73H127V75H128ZM132 74H133V72H131ZM135 73H136V71H135ZM138 73V74H139ZM178 73V72H177ZM191 73V74H192ZM213 74V72H210V74ZM227 73V72H226ZM232 73L233 72H231V74L229 73V75H230V77H231V75H232ZM109 74V73H108ZM115 74V73H114ZM112 75V76H115V75ZM123 74V73H122ZM120 75V76H122V78L124 77V79H125V76L126 75ZM176 74V73H175ZM174 74V75H175ZM190 74V75H191ZM209 74V73H208ZM207 74V75H208ZM211 74V75H212ZM89 75V74H88ZM107 75V74H106ZM118 74H117V78H118V76H119ZM131 75V74H130ZM135 75V74H134ZM137 75V74H136ZM135 75V76H136ZM140 75V74H139ZM165 75V74H164ZM164 75L162 76V77H158L159 78V80L161 79V78H163L164 77ZM167 75V74H166ZM170 75V74H169ZM169 75H167V76H169ZM174 75H171V76H173V78L170 76V78H172V80L174 79ZM177 75V74H176ZM175 75V76H176ZM178 75H179V73H178ZM177 75V76H178ZM180 75H181V73H180ZM190 75H187L186 74V76L187 77H189ZM193 75V76H194ZM211 75H209V77L211 76ZM214 75H216L217 76V74H214ZM224 75V74H223ZM222 75V76H223ZM238 75H237V79H238ZM242 76H240L239 75V77H242L243 78V74H241ZM68 77V81H66V82H64V79H65V77ZM104 76V75H103ZM109 76V78H110V76L111 75H108ZM111 76V77H112ZM129 76V75H128ZM128 76H126V79L124 80V79H122V81L124 82V86L125 87H127V86H130V87H128L129 89L131 88V85L130 84H132L133 82L132 81H130L131 79L128 77ZM149 76V75H148ZM159 76H160V74H159ZM167 76H165V79H167L166 77ZM182 76H185V74L183 75L182 74ZM182 76H180L179 77V79L182 77ZM185 76V77H186ZM194 76V77H195ZM216 76L215 77H213V78H215V80H216ZM84 77V78H85ZM96 77V76H95ZM102 77V76H101ZM107 77V76H106ZM116 77H113V78H116ZM130 79H128V78ZM133 77V76H132ZM138 77V75L136 76V78ZM141 77V76H140ZM143 77V76H142ZM141 77V78H142ZM206 78V80L204 81V84L202 85V86H205V84L208 82V84H209V79L211 80L212 78V76L210 77V78ZM220 77V76H219ZM92 78H94V77H91V79ZM98 76L96 77V82L98 81L99 82V79H100V77L98 78ZM104 78V77H103ZM103 78H102V81H101V79H100V82H104L103 81ZM109 78H107L108 80H110V81H115V80H113V78L111 79H109ZM117 78H116V80H117ZM141 78H139V79H141ZM144 78V79H145ZM176 78V77H175ZM178 78V77H177ZM183 78V77H182ZM181 78V79H182ZM197 78V79H198ZM225 78H226V74H225ZM222 78V77H220V80L219 81H221L222 82V80H226V79H228V78ZM241 78V79H242ZM89 80L90 78H88V77H86V80ZM90 79V81L92 82V80ZM106 79V80H107ZM128 79V81H130L129 83V85H127L128 84V82L126 83V80ZM138 78H137V80H139ZM164 79V78H163ZM169 79V78H168ZM167 79V80H168ZM192 79V78H191ZM194 79V78H193ZM196 79V77H195V83L194 84H196L197 83V80ZM217 79H219V78H217ZM240 79V78H239ZM238 79V80H239ZM240 79V80H241ZM251 79V78H250ZM249 79V80H250ZM119 80V79H118ZM117 80V81H118ZM120 80H121V78H120ZM136 80V79H135ZM136 80V82H138ZM146 80L144 81V82H146ZM158 80V81H159ZM166 80V81H167ZM201 80V81H202ZM208 80V81H207ZM229 80V79H228ZM83 82V84H81V86H80V83H82ZM94 81H95V79H94ZM122 81H118V83L120 82L121 84H122ZM157 81V82H158ZM161 81L162 82H165L166 83V81L164 80H162L161 79ZM160 81V82H161ZM174 81L175 82H178V79H177V81L174 79ZM180 81H183V80H180ZM184 81H188L189 82V80L187 79V80H185L184 79ZM183 81V83H185ZM200 81V82H201ZM212 81L214 82V80L212 79ZM211 81V85H213L212 82ZM223 81V82H224ZM242 81V80H241ZM85 82V83H84ZM132 82V83H131ZM135 82V81H134ZM135 82V83H136ZM139 82H140V80H139ZM138 82V83H139ZM144 82H142L143 84H144ZM147 82H150V80L149 81H147ZM171 82V81H170ZM199 82V81H198ZM223 82L221 83V84H223ZM253 82V81H252ZM88 83V85H89V83L90 82H87ZM94 83V82H93ZM93 83H91L92 85H93ZM106 84L108 83V82H105ZM105 83H103V84H105ZM116 83V82H115ZM126 83V84H125ZM134 83V84H135ZM138 84L139 85V87L140 88H142V90L144 89V86H143V84ZM159 83V82H158ZM192 82H191V84L189 85V84H187V83H185V84H187L186 86L188 87V90H189V86H191L192 87V84H193ZM215 83V82H214ZM89 85V87H91V89H92V85ZM96 84H98V83H96ZM100 84V83H99ZM97 85V87L98 86H101V84L100 85ZM120 84V85H121ZM154 84V83H153ZM161 84L162 83H160V87H161ZM171 84H172V82H171ZM175 84V83H174ZM193 84V85H194ZM198 84V83H197ZM201 84H202V82H201ZM207 84V86H209V87H206L205 86V90L206 91H209V93H210V85H208ZM216 84V83H215ZM217 84H218V81H217ZM219 84H220V82H219ZM248 84V83H247ZM9 85V86H8ZM109 85V84H108ZM114 85V84H113ZM116 85V84H115ZM118 85V84H117ZM117 85H116V87H117ZM123 85V84H122ZM121 85V86H122ZM133 85V84H132ZM137 84L135 85V86H138ZM148 85V84H147ZM146 85V83H145V88H147L148 87V89H149V86H147ZM167 86H169L170 84H168V82H167V84H166ZM176 85V84H175ZM182 85V84H181ZM181 85L180 84H178L177 83V86H175L176 87V89H177V87L179 86V88L181 87ZM199 86H200V84H198ZM7 86H8V88H7ZM78 86H80V87H78ZM85 86V85H84ZM84 86H83V88H84ZM93 86H95V85H93ZM134 86V87H135ZM147 86V87H146ZM156 86H158L157 84H156ZM158 86V87H159ZM163 86V85H162ZM172 86H173V84H172ZM171 86V87H172ZM199 86H198V89L200 90V92H199V94H203V93H201L202 91H201V89L203 88V87H201V88H199ZM249 86V85H248ZM86 87V86H85ZM88 87V86H87ZM86 87V88H87ZM88 87V88H89ZM103 87V86H102ZM107 87V86H106ZM105 87V88H106ZM109 87H111V85L109 86ZM120 87V86H119ZM123 87V86H122ZM122 87H120V88H122ZM183 87H185V85L183 86ZM183 87H181V88H183ZM196 87V88H195ZM216 87H217V85H216ZM85 88V89H86ZM94 88H96V86L94 87ZM93 88V89H94ZM104 88V87H103ZM103 88H102V92H101V94H99V93H95V91H96V89L93 91V89H92V91L94 92H92L90 89H86L87 90V92L89 91V92H92L93 94H95V97H97L96 95L97 94H99V95H102V93H103ZM104 88V89H105ZM108 88V87H107ZM106 88V89H107ZM111 88H115V87H111ZM127 88V90H129ZM132 88H133V86H132ZM130 89V91H132L133 89ZM163 88V87H162ZM161 88V89H162ZM169 89H170V87H168ZM167 88V89H168ZM177 89V90H179L180 91V89ZM194 88L195 89H197V86L196 85H194ZM206 88H209L210 90H208V89H206ZM214 89H215V87H213ZM212 88V89H213ZM218 88V87H217ZM224 88V87H223ZM110 89V88H109ZM118 88H116V90H117ZM135 90H136V88H134ZM157 88H155L153 91L154 92H156L155 90H156ZM160 89V90H161ZM165 89V88H164ZM169 89L167 90V91H169ZM185 89H186V87H185ZM192 88H190V90H191ZM197 89V90H198ZM227 89V88H226ZM231 89V88H230ZM84 90V89H83ZM86 90H84L83 91V94L86 92ZM97 90H100V88H97ZM115 91V89H112V91ZM121 90V89H120ZM123 90V89H122ZM124 90H125V88H124ZM141 90V91H142ZM145 90V89H144ZM144 90H143V92H144ZM159 90V91H160ZM173 90H174V88H173ZM184 90V89H183ZM187 90V89H186ZM193 90V89H192ZM196 90V91H197ZM205 90H204V93L206 94V92H205ZM218 90V89H217ZM235 90H238L237 88L235 89ZM234 90V91H235ZM256 90H258V89H256ZM101 91V90H100ZM99 91V92H100ZM106 91V90H105ZM108 91H110V90H107V92L106 93H108V94H110V96H111V98H113L112 96H113V94L115 95L116 94V96H115V98H116V101L117 102H115V101H113V102H111L110 103V100H111V98L109 99V95L108 96H105L104 94H105V92H104V94L102 95V96H99V97H105V99H107V97H108V100H106L107 102H108V104H107V102L105 101V99H104V101L106 102V104H107V106L109 107H107V109L105 108V106L103 105V107H104V110L106 109L107 111V114H106V112L104 113V111H103V113L104 114H106V116L107 117H104L103 115H101L102 117H104L105 119H106V121L108 120L109 122H105L108 126L107 127H109V129L111 128L110 127V124H111V122L113 123V122H115V123H120V122H117L118 120L117 119H119L118 117H116V114H118V113H116V112H120V111H123L124 109H122V107H120L119 109H121V110H119L117 107H119V103H118V101H120V100H122V102H124L125 101V99H121V97H119L120 98V100H117V95L119 94V93H121V91H119V89L117 90V91H119V93L118 92H116L115 91V93H112V92H108ZM113 91V92H114ZM126 91V90H125ZM138 92H140L139 91V89L137 90ZM145 91H147L148 92V90H145ZM152 91V90H151ZM153 91L151 92L152 94H153ZM157 91H158V89H157ZM167 91H165V93L167 92ZM174 91H176V90H174ZM195 91V90H194ZM196 91H195V94H196ZM212 92L214 91V92H216L215 90H211ZM80 92H82V91H80ZM98 92V91H97ZM129 91H127V92H124L125 94H127ZM136 92V91H135ZM143 92H142V95L144 96V94H147V92L146 93H144L143 94ZM164 92V91H163ZM170 92H172V90L170 91ZM169 92V93H170ZM181 92V91H180ZM182 92H184V91H182ZM182 92L181 93H179L180 95L182 94ZM189 92L190 91H188V94L186 93V91H185V93H184V95H189ZM197 92V93H198ZM211 92V93H212ZM238 91H236V93H237ZM242 92V91H241ZM257 92V91H256ZM256 92L254 93V95L256 94ZM92 93H90V94H92ZM132 93H134V91H132ZM132 93L130 92L129 93V96H126L125 94V96L126 97H129L130 98V94L132 95ZM150 93V95H152ZM157 93V92H156ZM160 93V92H159ZM165 93H164V95H165ZM168 93V92H167ZM169 93H168V95H169ZM175 94L177 93V92H174ZM193 93V92H192ZM210 93V94H211ZM217 93H219L220 94V91L219 92H217ZM217 93H214L215 94V96L214 95H212L214 98H216L215 99V101L218 99V94ZM80 94V93H79ZM82 94V93H81ZM85 94H87V93H85ZM84 94V95H85ZM90 94H88L89 96H91ZM112 94V95H111ZM155 94V93H154ZM161 94V93H160ZM173 94V93H172ZM171 94V96L172 97H174L173 95ZM194 94V93H193ZM195 94H194V96H193V101L195 100ZM199 94H198V97H199ZM216 94H217V96H216ZM227 94H230V92H228ZM225 95V96H228V95ZM233 94V91L231 92V94H230V96H228V98L229 97H231V98H236V94H235V97L232 95ZM243 94V93H242ZM88 95L86 96L85 95V97H86V99H89V98H87L88 97ZM107 95V94H106ZM122 95H123V91H122ZM123 95V96H124ZM128 95V94H127ZM134 95L135 94H133V97H134ZM136 95H137V97L135 96V98L137 99V100H139L138 99V93H136ZM139 95L141 96V92L139 93ZM159 94H157V96H158ZM164 95H162L163 97H164ZM179 95V96H180ZM183 95V94H182ZM181 95V96H182ZM183 95V97H188V98H190L189 96H184ZM197 95V94H196ZM200 95V97H202ZM207 96H209V94H206ZM233 97H232V96ZM118 96H120V94L118 95ZM122 96V97H123ZM156 96V97H157ZM166 96V95H165ZM170 96V95H169ZM170 96V97H171ZM179 96H178V99H177V95L174 97V98H172V100H171V102L172 101H174L175 100V98L177 99V100H179V99H181V98H179ZM190 96H191V92H190ZM243 96V95H242ZM256 96V95H255ZM83 97V95L82 96H79V98L78 99H81V98ZM84 97V98H85ZM126 97H124V98H126ZM142 97V96H141ZM154 97V96H153ZM155 97V98H156ZM163 97H161L162 99H163ZM183 97H182V101L183 100H185L186 99V101L187 102H189V100H188V98H185V99H183ZM204 97H206L205 95H204ZM209 97H210V99H209ZM208 97V100H210L211 101V96H209ZM213 97H212V99H213ZM258 97H259V95H258ZM44 98V99H43ZM46 98H48V102H45V104H42L41 102H43L42 100H44V101H46ZM103 98H102V101H100V102H98L97 104H101L102 102H103ZM115 98H113L112 100H115ZM135 98H134V100H135ZM151 98H152V96H150V98L149 97H147V101H148V99H150L151 100ZM154 98V99H155ZM166 98H167V96H166ZM165 97H164V99H165V101L166 102H169V101H167V99H166ZM226 98V97H225ZM231 98H229V99H231ZM257 98V97H256ZM75 99V100H74ZM86 99H84V100H86ZM91 99H93L94 100V98H92V96L90 97V99H89V101L91 102ZM96 99V98H95ZM127 100H129L128 98H126ZM132 99V98H131ZM130 99V100H131ZM160 99V97L157 99V100H159ZM171 99V98H170ZM174 99V100H173ZM192 99V98H191ZM190 99V100H191ZM197 99V98H196ZM199 99V98H198ZM198 99L196 100V101H194V103H195V105L199 102V103H201V98H200V100L198 101ZM203 99V102L205 101L204 100V98H202ZM207 99V98H206ZM228 99V100H229ZM234 99H231V101H233ZM41 100V101H40ZM81 100H83V99H81ZM84 100H83V102H84ZM92 100V101H93ZM98 100V99H97ZM96 100V101H97ZM124 100V101H123ZM127 100H126V102H127ZM161 100V99H160ZM227 100V99H226ZM78 100H76V102H77ZM86 101H88V100H86ZM89 101H88V103H89ZM99 101V100H98ZM132 101H133V99H132ZM153 101V102H152ZM152 101H150V103H152L153 105H155L154 104V100L152 99ZM162 101V100H161ZM181 101V102H182ZM186 101H185V103H186ZM192 101V102H193ZM198 101V102H197ZM230 101V100H229ZM41 104H40V103ZM94 102H95V100H94ZM94 102H92V103H94ZM121 102V101H120ZM121 102V103H122ZM137 102V101H136ZM155 102H156V100H155ZM158 103H159V101H157ZM171 102H169L170 103V105H171ZM179 102H180V100H179ZM179 102H178V104H179ZM181 102H180V106H182L181 105ZM206 102V101H205ZM204 102V103H205ZM217 102V101H216ZM222 102V101H221ZM226 102H228V101H226ZM225 102V105L227 104ZM234 102V101H233ZM44 103V102H43ZM78 104H80L82 107H84L85 106V104L84 103H87V102H84L83 104L81 103V101H80V103L79 102H77ZM87 103V104H88ZM109 103H110V105H109ZM113 103V105H111ZM140 103V102H139ZM149 103V102H148ZM149 103V104H150ZM165 102L164 101H162L161 103H160V106L163 104L164 105V107H166V108H168V106H169V111L171 112V113H173L172 111H176V109H174V107H172V106H174V104L172 103V106H170L169 105V103L167 104V106H165V104H164ZM184 103V102H183ZM204 103H202L203 105H205ZM210 103V102H209ZM212 103V102H211ZM211 103H210V106H211ZM215 103V102H214ZM78 104H76V108H77V106H78ZM87 104H86V106H87ZM91 104V103H90ZM103 104V103H102ZM119 104V105H118ZM124 104H126V103H124ZM124 104H121V106H123ZM151 104V108L153 107V105ZM190 104H191V101H190ZM189 104V105H190ZM202 104H200V105H202ZM223 104H224V100H223ZM229 104V103H228ZM230 104H232L231 102H230ZM79 105V109L78 110H81V106ZM96 105V104H95ZM95 105H94V108H95ZM133 105V104H132ZM132 105H131V107H132ZM146 105H148L147 103H146ZM194 105V106H195ZM198 105V104H197ZM206 105H207V102H206ZM212 105H213V103H212ZM225 105H223L222 106V109H223V107L225 106ZM90 106L92 107L93 106V104H91V105H88L85 109H89L90 108ZM100 106H102V105H100ZM150 106V105H149ZM156 106V107H155ZM154 107L155 108H157V105H155ZM160 106L158 105V107L160 108ZM177 106V105H176ZM188 106V105H187ZM199 106V105H198ZM208 106V105H207ZM227 106V105H226ZM226 106H225V111H226ZM230 106H232V105H230ZM236 106V103L234 104V106L233 107H235ZM89 107V108H88ZM98 107V105L96 106V108ZM126 107V105L124 106V108ZM145 107H147V109H148V111H151V113H152V116H154L153 115V111L155 112V111H157L158 110V108H157V110H152V109H154V107L152 108V109H150V108H148V106H145ZM171 107L173 108L172 109V111L170 110L171 109ZM178 107V106H177ZM176 107V108H177ZM182 107H186V106H184V104H183V106ZM189 107V106H188ZM191 107V106H190ZM205 107V106H204ZM203 106H202V108H204ZM209 107V106H208ZM207 107V108H208ZM212 107V106H211ZM211 107H209V108H211ZM228 107V106H227ZM247 107V106H246ZM95 108V109H96ZM161 108H163L162 106H161ZM94 109V110H95ZM118 109V110H117ZM150 109V110H149ZM164 110H166L165 108H163ZM179 109V107L177 108V110ZM191 109H193L192 107H191ZM190 109V110H191ZM206 109V108H205ZM204 109V110H205ZM218 109V108H217ZM221 109V110H222ZM76 110V109H75ZM91 110V109H90ZM92 110H93V107H92ZM97 110V109H96ZM95 110V112L94 111H91V112H94V113H92L93 115L94 114H98V112H100V111H102L103 110V108L101 107L100 108V111H99V109H98V111H96ZM127 110V109H126ZM145 110H146V108H145ZM160 110H162V109H159V111ZM184 110H185V108H184ZM197 110H200V109H197ZM210 109H207V110H205V111H209ZM221 110L219 111V112H221ZM232 111L233 109H231V108H229L228 107V111L227 112H224V113H228L229 111ZM68 111L69 112H71V114H68ZM74 111V110H73ZM77 111V110H76ZM76 111H74L75 113H73V115L72 116H74L75 114H76ZM81 111H83L84 112V109L82 108V110ZM144 111V110H143ZM142 111V112H143ZM147 110H146V112L148 113V115H149V112H148ZM167 111V110H166ZM169 111H168V113H169ZM180 111H183V108L181 109V110H179V111H176V112H178V114H183V116H186V114L189 112V109L187 108V113L186 114H184V112H180ZM223 111V110H222ZM18 112H19V114H20V116H18L19 114H18ZM87 112V111H86ZM97 112V113H96ZM125 112V111H124ZM192 112V114L194 113L193 111H191ZM200 113H202V112H204L203 111V109H202V111H199ZM213 112L214 111H210V112H208V113H211V115L213 114ZM85 113V112H84ZM122 113V112H121ZM121 113H119L118 115H120L119 117H121ZM126 113V112H125ZM147 113H145V116H146V114ZM156 113V112H155ZM157 113H158V111H157ZM162 113V112H161ZM167 113V112H166ZM165 113V114H166ZM169 114V116L170 115H172V114ZM199 113V114H200ZM205 113H207V112H205ZM205 113H204V115H205ZM223 113V112H222ZM222 113H220L219 115L220 116H222L223 114ZM78 114H79V112H78ZM81 115L83 114L82 112L80 113ZM79 114V115H80ZM87 114H88V112H87ZM100 114H102L101 112H100ZM124 114V113H123ZM143 114V113H142ZM163 114V113H162ZM165 114H163V115H165ZM178 114L177 113H174L173 115H172V117H170V124H174L175 122H176V120H178L179 118H180V116H182V114L181 115H179L178 116ZM191 114V113H190ZM195 114H196V111H195ZM194 114V115H195ZM198 113H197V115H199ZM222 114V115H221ZM48 115V116H47ZM77 116V118L79 117V118H82V116L80 117V116ZM99 115V114H98ZM117 115V116H118ZM162 115V116H163ZM194 115H187V116H190L189 118L191 119L192 117L191 116H193L194 117ZM196 115V116H197ZM206 115H209V114H206ZM43 116H47V117H49L48 119V122L46 123V126H44V127H38V119L40 118V120H41V118H43ZM85 116V115H84ZM83 116V117H84ZM124 116V115H123ZM125 116H127V114H125ZM143 116V115H142ZM159 116H161V115H159ZM158 116V117H159ZM177 116L179 117L178 119H177ZM194 117L195 118V122H194V120L193 119H191V122H190V120L187 118V120H189L188 122L190 123V125L192 124H194L195 123V125H194V127L196 126V125H198L199 126V123L197 124L196 123V118H201L200 116H201V114H200V116H198V117ZM215 116V115H214ZM232 116V115H231ZM76 117V116H75ZM87 117H91V116H88L87 115ZM95 116H93V118H94ZM100 117V116H99ZM116 117V118H115ZM146 117H148V116H146ZM146 117H144V118H142L141 117V119L143 120V121H140L141 119H139V120H137V121H140V123L141 124H139V122H138V124L139 125H137V121H135V122H133V124H135L133 127H134V129H133V131L131 130H128V132L130 131L133 135L131 136H128L129 134L128 133H126L125 132V134H124V136H128L129 138H127V140H126V142L124 141L123 143H119V144H122L120 147L121 148H118L117 147V144H116V147L118 148V149H120V151L118 150V149H116V147H115V149L116 150H118L119 152H117L116 154H114V151H113V155H117L116 157H114L113 155V162L111 161V163L114 165V164H118V163H120V165L118 164L117 166H122V167H124L125 169H129V170H131L132 168L133 169H139V167H137V168H135L136 166H134L133 167V165H136L137 163H136V160H138L139 158H140V156H142V155H140L139 153H137V152H134L133 150L135 149V148H138L139 147V145L141 144V142H142V138H145V137H141V130H143V128H144V126H143V128H142V123L144 124V121H146L145 122V126H148V124L146 125V123L147 122H149V120H151V118H146ZM157 117V116H156ZM167 117V116H166ZM226 117H228V116H225L224 115V118L226 119V120H224V118H223V120L226 122L228 119L226 118ZM19 118L20 120L18 121L17 119ZM77 118H75L76 119V121L78 120V121H80V119H77ZM96 118V117H95ZM113 118H115V119H113ZM125 118V117H124ZM162 118H165V116L164 117H162ZM220 118V120H219V122L220 121H222V122H220V124H224L223 123V120H221V118L222 117H219ZM72 119V121H73V117L71 118ZM71 119H70V121H71ZM83 119H85L86 120V118L84 117ZM97 119H98V117H97ZM102 119V118H101ZM112 119H113V121H112ZM122 119V118H121ZM144 119H147V120H144ZM157 120H161V118H156ZM168 119V118H167ZM183 119H184V117L181 119V123H180V126L181 125H185V123H183L184 121H183ZM241 119V118H240ZM85 120H81L83 123L81 124V126L84 124V121ZM88 120V119H87ZM90 120V119H89ZM91 120H93L92 118H91ZM103 120V122L102 123H100V118H99V120H94V121H96L97 123H98V121H99V125H101L102 126V124L104 123V119H102ZM115 120V121H114ZM164 120V119H163ZM166 120V119H165ZM165 120H164V122H165ZM200 120V119H199ZM214 120V119H213ZM212 120V121H213ZM15 121V122H16ZM76 121H74V122H76ZM77 121V122H78ZM80 121V122H81ZM94 121H91V123H93ZM152 121H156V120H152ZM194 123H193V122ZM11 122H14L13 120L11 121ZM77 122L76 123H73V125L75 124V126H76V124H77ZM86 122V121H85ZM88 122V121H87ZM86 122V123H87ZM96 122H94V124L96 123ZM167 122H168V120H167ZM167 122L166 123H163L162 125H164L165 124V126L164 127H166V125H168L167 124ZM187 122V121H186ZM187 122V123H188ZM67 123V124H66ZM79 123V122H78ZM86 123H85V125H86ZM91 123H90V121H89V125H90V127L89 126H87L86 127V129L88 128V130L90 131L91 129ZM96 123V124H97ZM115 123H113V124H115ZM153 123V122H152ZM158 123H160V122H158ZM176 123H178V121L176 122ZM183 123V124H182ZM72 124V123H71ZM96 124L95 125H93L94 126V132L92 133V134H94L95 133V128H96ZM117 124V125H118ZM149 124H150V122H149ZM154 124H155V122H154ZM154 124H152V125H154ZM169 124V125H170ZM226 124L227 125H229L228 124V122H226ZM243 124V123H242ZM261 124H262V122H261ZM68 125H70V123L68 124ZM72 125V126H73ZM79 125V124H78ZM99 125H97V129H99L100 128V126ZM112 125V124H111ZM160 125H161V123H160ZM179 125V124H178ZM177 125V126H178ZM183 125V126H184ZM227 125H223L224 127H226L223 131H224V133L223 134H227L228 132H226L227 130L229 131V133H228V135L230 134V129H229V127H230V125L227 127ZM17 126V125H16ZM40 126V125H39ZM81 126H78V128L77 129H79V131H80V128H81ZM84 126V125H83ZM99 126V127H98ZM104 127L106 126L105 124L103 125ZM113 126V125H112ZM155 126V125H154ZM156 126H157V122H156ZM155 126V127H156ZM179 126V129H181V127ZM200 126H201V123H200ZM222 126V127H223ZM263 126V125H262ZM18 127V126H17ZM115 127H117L116 125H115ZM129 127V126H128ZM149 127H151V126H149ZM149 127H145L144 128V131H145V129L147 128V130L149 129ZM153 127V126H152ZM223 127V128H224ZM16 128V127H15ZM69 128V127H68ZM73 128H75V129H72V131H74V134H77V133H75V131H76V127H73ZM84 128H85V126H84ZM106 128V127H105ZM159 128H162V127H158V129ZM188 128V127H187ZM190 129H188V130H190V131H192L191 130V128L193 129V127L191 126V127H189ZM196 128H197V126H196ZM200 128V127H199ZM202 128V127H201ZM204 128V127H203ZM228 128V129H227ZM10 129V130H9ZM96 129V130H97ZM101 129H102V127H101ZM100 129V130H101ZM108 129V128H107ZM108 129V130H109ZM131 129H132V125H131ZM172 129H174V127L172 128H170V127H166V130H165V128H164V133L162 134V131H156V134H157V132H160L161 134H162V136L160 137V134H159V137H160V139H158L159 137H158V135H156L155 133V135L158 137H156V139H158L159 141H157L158 142V144L157 145H155V146H152V147H154V148H156L154 151H155V155L153 154V152H151L152 150H151V146H149V148H150V153H152L153 154V156H155V158H154V161H155V164H154V162H153V166H151L152 167V171H151V175H153V176H155L154 174H160L159 172H161L164 168H162L163 167V164H166V163H164L165 162V160H167V159H172V158H169L170 156H174L175 157V155H171L170 153H171V151L169 150V156L167 155V153H168V149H167V144H169L168 142H172L171 140L174 138H176V137H173L174 135H175V133L177 132V130H174V131H176L175 133L173 132V130ZM260 129V128H259ZM261 129H264L263 127H261ZM259 130V131H263V134H261V135H259L261 138L260 139H258L257 140V147H256V149H254L253 151H252V153L255 151V153L252 155V154H250V155H252L251 156V161L249 160V162H250V164H249V166H247L246 167V171L245 172H243V176H240V178H238V179H236V180H239V181H236L233 185L235 186V188H233L232 190L235 192L236 190V194H237V201L239 202V204L241 203L242 204V206H243V204H244V202H248L247 200H245V199H248V198H250V197H248L247 198V196H250L252 193H253V186H256L255 184L256 183H258L257 182V179H260L261 177H259L262 173H264V170H262L261 169V165H262V163L264 162V130ZM83 130H85V129H82V131H81V133L83 132ZM100 130L98 131L99 132V134H100ZM108 130H107V132H108ZM111 130H113V129H110L109 131H111ZM126 130V129H125ZM157 130V129H156ZM160 130H162V129H160ZM182 130V129H181ZM184 130V129H183ZM194 130V129H193ZM202 130V129H201ZM204 130H205V128H204ZM203 130V131H204ZM87 131V130H86ZM88 131V132H89ZM103 131V130H102ZM104 131H106L105 129H104ZM144 131H143V133H144ZM194 131H198L199 132V130L197 129H195ZM207 131V130H206ZM70 132H71V127H70ZM78 132V131H77ZM88 132H86V133H88ZM147 132H149V130L147 131ZM150 132L152 133V131L150 130ZM183 132V131H182ZM181 131H180V135H181V133H182ZM188 132V131H187ZM193 132V131H192ZM198 132H197V134H198ZM219 132V131H218ZM79 133V132H78ZM84 133V132H83ZM86 133H84L85 135H86ZM90 133V132H89ZM174 133V134H173ZM184 133V135H186V133L185 132H183ZM190 133V136L187 134L186 136H188V137H185V139L186 138H192L193 137V134L195 133L196 134V132H193V133H191V132H189ZM200 133V132H199ZM203 135L202 136H204L205 134H207L206 136H209L208 135V132H201ZM200 133V134H201ZM205 133V134H204ZM216 133L217 132H215V136H216ZM260 133H262V132H259V134ZM74 134H71V135H73V137L74 136H76V135H74ZM83 134V135H84ZM91 134V133H90ZM104 134H106V132L105 133H103V135ZM126 134H128V135H126ZM144 134H146V135H149V134H147V133H144ZM144 134H142V136L144 135ZM178 133H176V135H177ZM195 134H194V136H195ZM78 135H80V134H77V136L76 137H78ZM89 135V134H88ZM102 135V133H101V135H99L98 136V134H97V136H98V140L97 141H99L100 139H105V138H102L101 136H103ZM153 135V134H152ZM175 135V136H176ZM184 135H181V136H184ZM228 135H227V137H228ZM11 136V135H10ZM82 136V135H81ZM91 136V135H90ZM105 136V135H104ZM145 136V135H144ZM224 136V135H223ZM226 136V135H225ZM224 136V137H225ZM7 137V138H6ZM16 137V136H15ZM14 137V138H15ZM22 137V138H21ZM72 137V136H71ZM72 137V139H74ZM82 137H84V136H82ZM82 137H80V139L82 138ZM87 137V138H86ZM95 135H92V137L91 138H94L95 139ZM99 137H100V139H99ZM147 137V136H146ZM151 137V139L152 140H154L153 138H152V136H150L149 135V138ZM173 137V138H172ZM178 137H180V136H178ZM198 137H199V135H198ZM218 137V136H217ZM10 138V137H9ZM23 138V139H24ZM69 138V137H68ZM79 138V137H78ZM85 138L87 139V140H90V139H88L89 137L88 136H85ZM97 138V137H96ZM148 138V139H149ZM202 138H204V137H202ZM206 138H210V136L209 137H205L204 138V140H206ZM259 138V137H258ZM16 139V138H15ZM60 139V140H59ZM64 139V138H63ZM66 139H67V137H66ZM76 139V140H75ZM74 140H73V142L74 141H76V142H74L73 144L75 145V143H77L78 144V142H77V138H75ZM83 139V138H82ZM124 139H126L125 137L123 138V140ZM155 139V140H156ZM173 139V140H174ZM176 139H178V138H176ZM181 139V138H180ZM183 140H185L184 139V137L182 138ZM193 139V138H192ZM196 138H194L193 139V141L195 140ZM197 139H199L200 140V138H197ZM196 139V140H197ZM215 139V138H214ZM18 142H20L19 141V139H16ZM15 140V141H16ZM25 140V139H24ZM59 140V141H58ZM68 140H71V139H68ZM68 140H66L67 142H65L64 141V143H68ZM85 140V139H84ZM83 140V141H84ZM93 140V139H92ZM91 140V141H92ZM145 140V139H144ZM143 140V141H144ZM154 140V141H155ZM183 140H180V141H182L183 142ZM189 139H187V140H185V141H188ZM195 140V141H196ZM207 140H209V139H207ZM206 140V141H207ZM217 140V139H216ZM220 140V139H219ZM7 141V142H6ZM97 141H95V142H97ZM101 141V140H100ZM146 141H148V140H146ZM178 141H179V139H178ZM179 141V142H180ZM185 141L183 142L184 144H182L181 145V143L182 142H180V146L182 147V146H185ZM190 141V143L192 142L191 140H189ZM202 140H200L199 142H201ZM7 143V145L6 146H4L6 143ZM70 142V141H69ZM80 143V145H81V143H82V141L80 140L79 141ZM87 142V141H86ZM92 142H94V141H92ZM92 142H90V143H92ZM105 142V140L103 141V143ZM149 142V141H148ZM156 142V141H155ZM152 143V144H156V143ZM174 142H177V140H175ZM174 142L173 143H171L170 145H172V144H174ZM179 142H178V144H179ZM198 142V143H199ZM259 142V143H258ZM12 143V142H11ZM72 143V140H71V142H70V144ZM85 143V142H84ZM89 143V142H88ZM99 144H103V143H101V142H98ZM189 143V145H191ZM206 143H208V142H206ZM205 142H203L202 144H203V146H204V144H206ZM246 143H248V142H246ZM24 144V143H23ZM69 144V145H70ZM76 144V145H77ZM95 143H93V145H94ZM98 144V145H99ZM176 145V143L174 144V148H175V145H176V147L177 146H179V145ZM194 144H195V142H194ZM194 144H192L193 145V147H197V146H199V147H197V148H195V150L197 149L198 151H199V154H201V149L203 148V146H202V148H201V144H197V142H196V144H197V146H196V144L194 145ZM85 145V144H84ZM83 145V147H82V145L79 147V145H77V147H79V148H84V147H86V146H84ZM92 145V144H91ZM90 145V146H91ZM92 145V146H93ZM98 145L96 144V146L98 147ZM186 145H188V143L186 144ZM207 145V144H206ZM214 145V144H213ZM12 146V145H11ZM70 146H72V145H70ZM68 147V146H66V147H68L67 149H69L70 151L73 149H76L77 147L76 146H74V148H72V147ZM88 146L89 145H87V147L86 148H84V149H88ZM95 146V145H94ZM95 146V147H96ZM100 146V145H99ZM173 146V145H172ZM179 146V147H180ZM59 147V148H58ZM171 147V146H170ZM170 147H168V148H170ZM178 147V149H180ZM189 147V146H188ZM187 147V148H188ZM192 147V146H191ZM190 147V148H191ZM206 147H208V146H204V150L206 151ZM223 147V146H222ZM224 147H226L225 145H224ZM245 147V146H244ZM9 148V147H8ZM11 148V147H10ZM13 148V147H12ZM72 148V149H71ZM90 148V150H87L86 152L88 153V155L90 154L88 151H90L91 152V148H94V147H89ZM99 148V147H98ZM98 148H97V150H98ZM173 148V149H174ZM201 148V149H200ZM227 149H228V147H226ZM224 149L223 148V150L224 151H227V149ZM252 148H254V147H252ZM6 149V150H5ZM58 149V150H57ZM64 149V148H63ZM78 149V148H77ZM100 149V148H99ZM173 149H172V153H173ZM177 149V148H176ZM175 149V150H176ZM183 149V148H182ZM189 149V148H188ZM202 149V150H203ZM213 149H214V147H213ZM222 149V148H221ZM12 150V149H11ZM69 150H68V152H69ZM80 150V152L82 151V153H83V150L82 149H78V151ZM95 150V149H94ZM181 150V149H180ZM180 150H179V152H180ZM184 150H187V149H185V147H184ZM189 150H191V149H189ZM188 150V152H190ZM208 150V149H207ZM63 151V150H62ZM65 151H66V149H65ZM64 151V152H65ZM74 151H77V150H74ZM99 151V150H98ZM97 151V152H98ZM138 151V150H137ZM178 151V150H177ZM194 151V150H193ZM197 151V152H198ZM222 151V150H221ZM63 152V153H64ZM68 152H67V155H68ZM72 152V151H71ZM85 152V151H84ZM93 153H91V154H96L94 151H92ZM100 152V151H99ZM179 152H178V155H179ZM182 152V151H181ZM188 152L186 153V154H188ZM191 152H192V150H191ZM190 152V153H191ZM223 152V151H222ZM228 152V151H227ZM226 152V153H227ZM238 152V151H237ZM251 152V151H250ZM63 153H62V156H63ZM79 153V152H78ZM87 153H86V155H87ZM184 153H185V151H184ZM194 153V152H193ZM192 153V154H193ZM203 153H204V151H203ZM207 153V152H206ZM55 154V155H54ZM71 153L69 152V155H70ZM137 154H139L140 156H137ZM173 154H176V153H173ZM182 155H181V158L182 157H184V159H185V156H184V154H183V152L181 153ZM195 154H196V152H195ZM219 154H221L219 157H216L217 159H216V162L214 163V175H213V180H212V182H211V184H210V191H209V193L211 192V191H213L215 188H217L218 186H219V184H220V182H221V176H222V164H223V162L226 160V158H225V160H224V156H228V154L226 155L225 154V152L224 153H221L220 151H219ZM222 154H225V155H222ZM6 155V154H5ZM72 155H73V153L70 155L71 157H72ZM76 155V154H75ZM79 156L81 155V153H79L78 154ZM177 155V154H176ZM189 156L191 155V154H188ZM188 155H186V156H188ZM194 155V154H193ZM192 155V156H193ZM196 155H198V153L196 154ZM195 155V156H196ZM204 155V154H203ZM58 156V155H57ZM60 156V155H59ZM65 157H67L66 156V154L64 155ZM70 156H68V157H70ZM79 156L77 157V155L75 156V157H77V159L79 158ZM82 156H83V154H82ZM84 156H85V153H84ZM90 156V155H89ZM110 157H111V154L109 155ZM168 156V157H167ZM189 156H188V158H189ZM199 156V155H198ZM200 156H202V154L200 155ZM216 156H218V152H217V154H216ZM3 157V156H2ZM5 157V156H4ZM68 157H67V161H69V159H68ZM70 157V158H71ZM75 157H74V159H75ZM144 157V156H143ZM143 157H141L142 158V160L144 161V158ZM167 157V158H166ZM178 158L180 157V156H177ZM194 157V156H193ZM193 157H191V159L189 158V161L191 160V162L195 159H193ZM197 157V156H196ZM210 157V156H209ZM250 157V156H249ZM63 158V157H62ZM62 158H56V160H55V162H53V160H52V162L53 163H56V161L58 160V162H60L59 160L61 159V163H62V167H63V169L64 168H66V169H68L67 168V166L69 165V168H70V164H72V165H74L73 163H75L77 160L75 159V162H70V163H68V165L66 164L67 162H65L64 163V165H63V162L65 161V159H63L62 160ZM84 157H82V159H83ZM86 159H88L89 157L87 156V157H85ZM112 158V157H111ZM114 158H115V160H114ZM138 158V159H137ZM151 158H152V156H151ZM176 158V157H175ZM200 158V157H199ZM198 158V159H199ZM0 159H1V157H0ZM81 159V160H82ZM107 159H109V157L107 158ZM148 159V158H147ZM183 159V158H182ZM180 160V162L181 161H186V160ZM197 159V158H196ZM197 159V160H198ZM209 159V158H208ZM250 159V158H249ZM80 160V159H79ZM80 160V161H81ZM142 160H138V166L139 165H141L142 166V164H143V166H144V163L146 162H144V163H142L141 164V162H142ZM175 160V159H174ZM174 160L172 161L173 162V164H172V162H171V164H172V166L173 165H175V163L177 162V160H176V162L174 163ZM178 160V161H179ZM63 161V162H62ZM83 161H84V159H83ZM87 161V160H86ZM106 161V160H105ZM141 161V162H140ZM148 161H150V160H148ZM196 161V160H195ZM194 161V162H195ZM206 161H208V160H206ZM108 162V163H107ZM139 162H140V164H139ZM150 162H152V161H150ZM168 162V161H167ZM180 162H178V163H180ZM186 162H187V164H186ZM185 163H180L182 166H183V164H185V167H187L188 166V159H187V161H186ZM52 163V164H53ZM83 163V162H82ZM82 163H80L81 165H82ZM106 163L107 164H109L110 162L109 161H106ZM106 163H104V164H106ZM178 163H176L177 164V167H179V166H181V165H179ZM193 163V162H192ZM51 164V165H52ZM57 164V163H56ZM55 164V165H56ZM65 164L67 165L66 167H65ZM76 164L78 165V161L76 162ZM84 164V163H83ZM103 164V163H102ZM101 164V165H102ZM152 164V163H151ZM168 164H170L169 162H168ZM171 164H170V166H169V168L171 167ZM195 164V163H194ZM247 164V165H248ZM55 165H52V166H55ZM58 165H59V163H58ZM77 165H74L75 167H77ZM112 165V166H113ZM149 165V164H148ZM147 165V166H148ZM179 165V166H178ZM187 165V166H186ZM189 165H190V163H189ZM51 166V167H52ZM60 166H61V164H60ZM60 166L59 167H57V170L58 171H61L59 168H60ZM100 166V165H99ZM98 166V167H99ZM104 166V165H103ZM106 166V165H105ZM105 166L103 167V171H102V166L101 167H99V168H96V170H101V172L100 171H96L95 169H94V171H95V173L97 172H99L98 174H99V178H100V173H104L105 171H110V169H108V166L106 167L108 170H106L105 169ZM110 166H111V164H110ZM109 166V167H110ZM117 166H114V168H113V170H112V172L113 173H115V171H114V169H116V167ZM140 166V167H141ZM150 166V165H149ZM166 166L168 167V165L166 164ZM165 165H164V167H166ZM79 167V168H78ZM77 167V169H79V170H81L82 168H80L81 166L79 165ZM89 167V166H88ZM166 167V168H167ZM176 167V166H175ZM176 167V170L178 171V169L179 168H177ZM53 168V167H52ZM74 167L72 166V168H71V170L73 169ZM111 168V169H112ZM119 168V167H118ZM118 168H117V171H118ZM131 168V169H130ZM149 168V167H148ZM162 168V169H161ZM180 168H182V167H180ZM54 169V168H53ZM53 169H49L50 170V172H52V170ZM75 170H76V168H74ZM73 169V170H74ZM104 169H105V171H104ZM172 170H166L167 172L168 171H171V173H173L172 171H174L173 169H175V168H171ZM183 169V172H184V168H182ZM181 169V170H182ZM206 169H208V168H206ZM229 169V168H228ZM244 169V168H243ZM13 170H15L16 171V175H14L13 176V180H11L10 179V174H11V172L13 171ZM55 170V172H56V169H54ZM69 170V169H68ZM67 170V171H68ZM73 170H72V172H67V173H70L69 174V177L67 176L68 174L66 173V171L65 170H63L64 171V173H66L67 175V178H69L70 179V175H71V177L73 176L72 174H73ZM77 171V172H75V173H78V175H76V176H79V173L81 172V171ZM88 170V169H87ZM124 170V169H123ZM140 170H142V168L140 169ZM150 170V169H149ZM161 170V171H160ZM180 170V172H177V171H174V173H176V174H178V173H183L182 171ZM58 171H57V173H58ZM94 171H92V174H94V175H92V176H94L93 178L95 179V177L97 176V174H95V173H93ZM146 171H148V169L146 170ZM145 171V172H146ZM165 171V172H166ZM185 171H186V169H185ZM190 171V170H189ZM208 171V170H207ZM44 172H47L46 174H43ZM124 172V171H123ZM133 172H134V170H133ZM144 172V173H145ZM149 172V174H150V171H148ZM195 172V171H194ZM54 173V172H53ZM53 173H51V175L53 174ZM57 173H55V174H57ZM63 173V172H62ZM75 173H74V176H75ZM102 173V176L103 175H105L106 176V173L105 174H103ZM111 172H108L107 173V175H108V177H109V175H110V177H111V174H113V173H111ZM116 173H118V172H116ZM171 173H170V175H171ZM185 173V176H186V172H184ZM193 173V172H192ZM192 173H189V176L192 174ZM55 174H53V175H55ZM60 174V173H59ZM58 174V175H59ZM148 174V175H149ZM52 175V177H54ZM58 175H56V176H58ZM81 175V174H80ZM82 175H83V173H82ZM85 175V174H84ZM83 175V176H84ZM113 175H116V174H113ZM117 175H119V174H117ZM143 175V174H142ZM142 175H140V176H142ZM151 175H149V177L151 176ZM161 175V174H160ZM159 175V176H160ZM184 175V174H183ZM182 175V176H183ZM196 175V174H195ZM206 175V174H205ZM263 175V174H262ZM66 176H65V174L63 175L62 174V179H63V177H65L66 178ZM83 176L82 177H80V178H83ZM86 176V175H85ZM84 176V177H85ZM101 176V178L102 179H104L105 180V178L107 177H105V178H103ZM145 176V177H144ZM172 176V175H171ZM187 176H188V173H187ZM184 177L185 179L184 180H186V181H188L189 182V180H190V178H191V176L190 177ZM193 174H192V178H193ZM41 177V178H40ZM60 177H61V175H60ZM90 177V176H89ZM113 177H115L114 178V181L116 180V183H115V188L114 189H112L111 188V190L109 191V193L108 192H105V193H108L107 195H108V198L106 197V199L107 200H105V201H103V202H96L97 204L95 205L96 207V212H98L97 213V215H98V217L100 218V219H102L104 222H105V225H104V227H102L101 229H99V231L97 232L98 233V236H99V238H100V240L98 239V242L99 241H101L102 243H107V242H109V246H108V249H109V251H110V249H112V250H114V249H119V248H121V245H122V247L124 248L125 247V245L122 243L121 244V242H125L127 245H128V241L126 242V241H124L123 239H121V242L119 241V239L118 238H123V236H125V235H123V236H121L120 234V237H118L117 236V238H116V234L118 233H116V232H113L114 230H115V226H117L118 227V224L117 225H115V223L117 222L116 221V219H118V221H119V218H118V216H116V213L117 214H119L120 212H118V211H121V207L120 206H122L121 204H123L124 205V203H122L123 201H122V198L123 199H125L124 197H123V193H124V191H127L128 192V189H129V186L130 185H128L129 183H127V180H126V177H122L121 176V174H120V176H112V178ZM116 177H117V179H116ZM143 179H145L146 178V180L145 181H147V178H149V177H147L145 174L143 175ZM170 177V176H169ZM173 177H175V176H173ZM173 177H172V179L171 180H173ZM202 177V176H201ZM97 178V177H96ZM101 178L100 179H97V181H98V185H97V183L95 184V185H97V187L99 186V182H100V180H101ZM136 178V177H135ZM134 178V179H135ZM152 177H150L149 178V180L151 179ZM159 178H161V177H159ZM187 178V179H186ZM9 179H10V181H9ZM41 180L42 179V181H41V183H40V186L38 187V189L40 188V191L43 189L42 188V186L43 187H45V191L47 190V189H49L47 192H49V193H47V194H44L45 196H43L42 194V192L44 191V189L39 193V194H33V195H29V193L27 194L26 193V191H27V189L29 190H31V189H36V188H33V187H35V186H33V185H35V184H33V183H36V181H38V180ZM51 179H53V178H50L49 180H51ZM56 179H58V178H56ZM62 179H60V182H61V180ZM142 179V180H143ZM158 179V178H157ZM164 179V177L162 178V180ZM179 179H180V177H179ZM189 179V180H188ZM195 179V178H194ZM40 180H39V182H40ZM46 180V181H47ZM64 180V179H63ZM82 180V179H81ZM104 180H101V184L103 185V183H105V182H103ZM107 180V179H106ZM128 180H130V179H128ZM162 180H160L159 179V183H160V181H162ZM166 180V179H165ZM171 180H170V182H171ZM175 181H178L179 182V180H178V178L177 179H174ZM173 180V184H175V181ZM184 180H183V182H184ZM193 180V179H192ZM6 181H7V183H6ZM52 181V180H51ZM54 181H56V180H54ZM53 181V182H54ZM58 181V180H57ZM66 181V180H65ZM68 182L70 181V180H67ZM95 181H96V179H95ZM132 181V180H131ZM204 181V180H203ZM202 181V182H203ZM220 181V182H219ZM259 181V180H258ZM94 182V181H93ZM103 182V183H102ZM157 182H158V180H157ZM154 183L152 186H150V187H152V188H150L149 186L147 187V191H145V192H142V196H141V194H140V199H138L139 197L137 196V195H139V194H137L136 196L138 197H136L135 195V197L139 200V201H137V199L136 198H134L133 196V199H136V202H139V204H140V206H139V204H137V207H140V208H143L142 209V211H139L138 210V208L136 207L135 208V210L137 209L138 211H135V213L136 212H140V213H137L136 215H138L137 217H135L134 219H136L135 221L137 222H135V224H137V225H141V224H145L146 225V223L145 222H147L149 219H150V217H151V211H152V200H154V198L152 199V197H153V195L154 196H156L157 194V192H158V190L156 191H154V187H156V184H157V186H158V183ZM163 182V181H162ZM180 182H182L181 180H180ZM188 182H186L187 184H188ZM190 182H192V181H190ZM190 182H189V184H190ZM232 182H234V180L232 181ZM256 182V183H255ZM260 182V181H259ZM38 183V182H37ZM36 183V185H39V184H37ZM48 183V182H47ZM63 183H64V181H63ZM65 183H67V182H65ZM92 183V182H91ZM112 183V182H111ZM132 183V182H131ZM165 183V182H164ZM219 183V184H218ZM58 184V183H57ZM136 184V183H135ZM151 184V183H150ZM173 185L172 183H169V184H167L166 183V185L168 186V185ZM187 184L184 186H182V187H178V188H180L181 189V191L182 190H184V189H182V188H189V187H187ZM189 184H188V186H189ZM218 184V185H217ZM60 185H62V184H60L59 183V187H60ZM63 185H66V184H63ZM62 185V186H63ZM68 185V184H67ZM87 185H89L88 187H91L90 186V184H87ZM166 185H165V190H167L166 189ZM168 186L170 189H172V186ZM180 185H182V183L180 184ZM180 185H173V186H175L174 188L176 189V187L177 186H180ZM32 186V187H31ZM93 186V185H92ZM101 186V185H100ZM99 186V187H100ZM114 186V185H113ZM127 186H128V188H127ZM154 186V187H153ZM159 186H164V185H159ZM191 186V185H190ZM232 186V185H231ZM234 186H232V187H234ZM68 187V186H67ZM96 187V186H95ZM97 187H96V189H94V187H91V188H93V190H94V192L96 191V190H98V189H101L102 187H100V188H98L97 189ZM104 187H105V185H104ZM103 187V188H104ZM110 187V186H109ZM145 187V186H144ZM167 187V188H168ZM231 187V188H232ZM260 187H262V186H260ZM42 188V189H41ZM64 188V187H63ZM91 188H89V190L91 189ZM127 188V189H126ZM164 188V187H163ZM174 188H173V190H174ZM177 188V189H178ZM205 188V187H204ZM256 187H254V189H255ZM62 189V188H61ZM85 189V188H84ZM87 189V188H86ZM156 189H159V187L158 188H156ZM192 189V188H191ZM190 189V190H191ZM234 189H236V190H234ZM260 189H264V187L263 188H260ZM257 190V188H256V193L258 192V196L257 197H260V198H257V200H256V202L259 200V199H262L261 198V196L264 194V192H263V194L261 193L260 195L261 196H259V193L260 192H262L261 190ZM29 190V192H31ZM92 190V189H91ZM107 190H109L108 189V187H107ZM189 189H188V191H189V193L190 192H192V190L190 191ZM203 190V189H202ZM216 190V189H215ZM214 190V191H215ZM86 191V190H85ZM105 191H106V189H105ZM133 191V190H132ZM136 191V190H135ZM138 191V190H137ZM168 192H169V189L167 190ZM178 191L180 192V190L178 189ZM184 191H187V190H184ZM183 191V192H184ZM188 191H187V193H188ZM213 191V192H214ZM260 191V192H259ZM264 191V190H263ZM127 192H125L124 193V196L127 194ZM156 192V193H155ZM167 192V193H168ZM181 192V194H183V195H186V193L184 192ZM195 192V191H194ZM200 192V191H199ZM213 192H211V195L213 194ZM33 193V192H32ZM42 193V194H41ZM45 193V192H44ZM85 193V192H84ZM86 193H87V191H86ZM85 193V194H86ZM162 193V192H161ZM174 194L175 193V191L174 192H171L170 191V193H168L167 195H169L170 194V196H169V198H168V196L166 195V191H165V195L167 196V198L169 199V200H171V201H173V203L175 202V201H177V199H174V197L175 196H177L178 195V201L177 202H175V206H174V208L172 207V208H170L171 206H173V204L172 203H170V204H172L170 207H166V209L167 210H164L165 211V213H166V211H168V209L170 208L171 210H170V214L168 213L167 214V216L168 215H170V218L169 219H165V218H163V219H165L166 221L167 220H169L168 222H166L168 225L166 226L167 228H166V230H164V231H166V233L164 232V231H162V230H160V231H162V235H164L163 234V232L165 233V235H164V238H165V240H170V241H172V239L173 238H176L177 236H179V235H181L180 233L183 231V229L188 225V223H186V221H188L187 219H185L186 217H184V216H182V213H179V209L181 210H183V208L185 207V203H187V200L186 199H188V196L187 197H182L181 198V194L179 195V194H177L176 195V193H175V196L173 197L171 194ZM178 193V192H177ZM204 193H205V191H204ZM225 193V192H224ZM55 194V193H54ZM92 195H93V192L91 193ZM90 193H89V196L91 195ZM191 194V193H190ZM190 194H188V195H190ZM200 194V193H199ZM255 194V193H254ZM253 194V195H254ZM84 195V194H83ZM86 195H88V193L86 194ZM85 195V196H86ZM91 195V196H92ZM164 195V196H165ZM182 195V196H183ZM71 196H72V198L73 197H75V199H76V197H77V195H75V196H73L72 195V193H71ZM71 196L69 195V197L71 198ZM165 196V197H166ZM172 196V197H171ZM49 197L50 198H53V195H52V197H51V195H49ZM68 197V198H69ZM157 197H158V195H157ZM181 199H180V198ZM252 197L253 196H251V199L249 200V201H252L253 199H252ZM264 197V196H263ZM67 198V199H68ZM72 198H71V201H72ZM90 198V197H89ZM88 198V199H89ZM92 198H93V196H92ZM105 198V197H104ZM159 198V197H158ZM158 198H156L155 197V200L157 199L158 200ZM162 198V197H161ZM164 198V197H163ZM166 198V199H167ZM170 198H172V199H174V200H172V199H170ZM176 198V197H175ZM211 198V197H210ZM255 198V197H254ZM97 199H99L98 197H97ZM128 199V198H127ZM166 199H164V201L166 200ZM195 199V198H194ZM256 199V198H255ZM255 199H254V202H255ZM48 200V201H47ZM51 201H52V199H50ZM56 200V198H54V200L53 201H55ZM101 200V199H100ZM131 200V199H130ZM160 200V199H159ZM161 200H163V199H161ZM160 200V201H161ZM168 200V201H169ZM208 199H206V201H207ZM264 200V199H263ZM65 201H66V199H65ZM70 200H69V202H71ZM91 201V200H90ZM98 201V200H97ZM125 201H127V200H125ZM164 201H162V203H164ZM210 201V200H209ZM208 201V204L210 203ZM67 202V201H66ZM68 202V203H69ZM73 202V201H72ZM76 202V201H75ZM74 202V203H75ZM78 202V201H77ZM129 202V201H128ZM135 202V201H134ZM155 202H157V201H155ZM236 202V201H235ZM259 202H260V200L258 201V204H259ZM264 202V201H263ZM263 202H261V203H263ZM53 203H56V201L55 202H53ZM61 203H65V202H61ZM73 203V205H75ZM86 203V202H85ZM127 203V202H126ZM126 203H125V205L124 206H128V205H131L130 203L128 204V205H126ZM166 203H167V200H166ZM249 203V204H248ZM248 203H245L247 206L249 205V207L250 208H252V206L254 207V208H260V206L259 207H256L257 205V203L255 204H251L250 202H248ZM67 204V203H66ZM72 204V203H71ZM80 204V203H79ZM136 204V203H135ZM153 204H154V202H153ZM156 204H158V207H160V205H161V202H158V203H156ZM199 204V203H198ZM236 204V203H235ZM241 204H240V206H241ZM245 204H244V206H245ZM252 206H251V205ZM62 205V204H61ZM88 205V204H87ZM94 205V204H93ZM155 205V204H154ZM165 206H166V204H164ZM163 204H162V206H164ZM237 205H238V203H237ZM237 205L236 206H233V204H232V206H231V208H229L230 209V211L228 212V215H227V218H226V223H227V225H226V227H228L227 229H228V232L226 231V234L224 235V237H219V238H216V239H214L213 240V242H212V244H211V249L210 250H212V252H213V257H215V259H214V261L212 260V264H231V262L232 261H234V262H232V263H234V264H237L236 262L237 261H239V260H236L237 258H236V256L238 255L236 252L235 253H232L231 251H232V249L233 248H235L236 247V249H234V250H236V251H238L240 248L238 247V246H240L241 245V247L243 246L241 243H243V242H241L242 240V238H243V241H244V236H243V234L245 233L244 231H245V228L246 229H248V227H247V225L245 224V222L250 218L251 219V217L253 218V216H250L251 214H249V213H253L254 212V209L252 208V212L250 211L249 213H248V211H246L247 210V208H249V207H247V208H245V207H243L242 209H244V211L242 210V209H240V210H242V211H239V208L237 207ZM254 205H256V206H254ZM6 206H8L9 207V212L7 213L6 211H5V207ZM60 206V205H59ZM64 206V205H63ZM68 206H69V204H68ZM123 206V207H124ZM156 207L154 208V211H152V213L153 212H155V210L157 209V205H155ZM165 206H164V208H165ZM167 206H169V204L167 203ZM241 206V207H242ZM263 206V207H262ZM67 206H65L64 208H66ZM82 207H84V206H81V209H82ZM88 207V206H87ZM90 207V206H89ZM128 207H132L133 208V206H128ZM127 207V209H129ZM135 207V206H134ZM154 207V206H153ZM237 207V208H236ZM261 207L264 209V204L262 205L261 204ZM51 208V207H50ZM59 208V207H58ZM68 208V207H67ZM94 208V209H95ZM152 208V209H151ZM192 208V207H191ZM228 208V207H227ZM56 209V208H55ZM63 209V208H62ZM79 209H80V206H79ZM91 209V208H90ZM90 209H88L89 210V213H88V210L86 209V212H85V210H84V208H83V211H81V212H83V213H86V214H84V215H82V216H80V213H78L79 214V216L81 217H77V215H76V217L78 218H76V220H79V225L77 226V223H76V221H75V225L78 227V229L75 227V229H77V231L75 232L76 234H72V236H75L76 235V240H75V238H72V242H71V244L73 243V241L76 243H74L75 244V246H74V244L72 245V249L71 250H69V252L67 251V249H69V248H67L66 250H65V253L66 252H68V254L66 253V254H64V252L62 253V254H64L65 255V258L67 257V260L66 259H64L63 260V258H62V261L63 262H65V260H66V262L64 263V264H80L79 262H78V259H79V256L81 255L80 254V252L82 251L83 253H82V255H83V257L86 255L87 256V254L86 253H84V247H82V246H84L83 245V243H85L84 242V239H86L85 237L87 236V234H89L90 233V231H91V229H92V227H95V225L93 226V219H95L94 217H96V215H95V212H93L92 211V209H91V211L94 213L93 215H92V213L90 212ZM122 209H124V210H126L125 208H122ZM200 209V208H199ZM11 210V211H10ZM123 210V211H124ZM134 210V209H133ZM132 210V211H133ZM141 210V209H140ZM207 210V209H206ZM248 210H251V209H248ZM51 211H52V209H51ZM68 211V210H67ZM164 211H162L163 213H164ZM256 212H258V213H260V210H255ZM56 212V211H55ZM122 212V211H121ZM129 212L131 213V211L129 210ZM129 212H127L126 211V213H129ZM134 212V211H133ZM133 212H132V214H133ZM182 212V211H181ZM204 213L202 214L203 216H201V218H204V220L206 219V215H208V213L210 212L209 211V209H208V212L207 211H203ZM247 212V213H246ZM264 212V210H262V212L261 213H263ZM51 213V212H50ZM54 213V212H53ZM122 213H124V212H122ZM121 213V214H122ZM134 213V214H135ZM164 213V215H165V217H166V214ZM245 213H246V215H245ZM258 213H256L257 215H258ZM260 213V214H261ZM82 214V213H81ZM121 214H119L120 216H121ZM133 214V215H134ZM192 214V213H191ZM95 215V216H94ZM127 215V214H126ZM133 215H131L130 214V216L132 217ZM193 215V214H192ZM247 215H249L250 217L248 218L247 217ZM119 216V217H120ZM135 216V215H134ZM133 216V217H134ZM152 216H153V214H152ZM162 217H163V214L161 215ZM261 216H263V218L262 217H258V218H260V219H258L259 221L262 219H264V213H263V215L261 214ZM51 217V216H50ZM50 217L45 221L46 223H47V221L50 219ZM131 217H130V220H131ZM132 217V218H133ZM169 217V216H168ZM193 217V216H192ZM246 217L248 218V219H246ZM53 218V217H52ZM80 218V219H79ZM121 218V217H120ZM45 219V220H44ZM65 219V218H64ZM162 219V220H163ZM245 219H246V221H245ZM29 220H31V224H30V222H29V224L27 225V221H29ZM32 220H33V223H32ZM151 220H152V217H151ZM161 220V222H163ZM201 220V219H200ZM252 220V219H251ZM255 220H256V217H255ZM255 220L253 219V223L255 222ZM52 221V220H51ZM150 221V220H149ZM201 221H203V220H201ZM250 221V220H249ZM259 221H257V222H259ZM264 221V220H263ZM103 222V223H104ZM129 222H131V221H129ZM129 222H128V224H129ZM133 223H134V221H132ZM251 222V221H250ZM261 222V221H260ZM127 223V222H126ZM124 224L125 225V227H127V224ZM132 223V225H131V223H130V225H131V227L134 225ZM164 223V222H163ZM163 223H161V224H163ZM263 223V222H262ZM43 225L45 224L44 222L42 223ZM59 224V223H58ZM149 224V223H148ZM165 224V223H164ZM195 224V223H194ZM224 224V223H223ZM245 224V225H244ZM248 224H250V225H253L252 223H248ZM257 226L258 225H260L259 223H255ZM253 225V226H256V225ZM264 224V223H263ZM263 224H261V226L263 227L262 228V230H260V231H263L264 232V225ZM42 225V226H43ZM47 225V224H46ZM61 225V224H60ZM97 225V224H96ZM124 225H123V227H124ZM137 225H135V227L137 226ZM151 225V224H150ZM48 226V225H47ZM139 226H137V227H139ZM142 226V225H141ZM140 226V228H142ZM165 226V225H164ZM194 226V225H193ZM244 226H246V227H244ZM249 226V225H248ZM253 226H250V227H253ZM57 227V226H56ZM123 228V229H126V228ZM133 228L132 227V229H135L134 231H136V229H138V228ZM161 227V225L159 226V228L157 229L156 227H155V229H157V230H159V229H161L160 228ZM163 227V226H162ZM202 227V226H201ZM259 227V229H261L260 228V226H258ZM257 227V228H258ZM41 228V227H40ZM39 228V229H40ZM129 228V227H128ZM140 228L138 229V230H140ZM152 228H154V227H152ZM164 228V227H163ZM162 228V229H163ZM256 227H254V229H255ZM257 228H256V230H257ZM56 229H58V227L56 228ZM56 229H55V231H56ZM60 229V228H59ZM59 229H58V231H54L55 233H56V236H51V237H57L58 235H57V233L59 234ZM61 229H62V227H61ZM61 229H60V232H61ZM75 229H74V231H75ZM120 229V228H119ZM122 229V228H121ZM120 230V231H124V230ZM132 229H130L131 230V232H132ZM150 229V228H149ZM148 229V230H149ZM165 229V228H164ZM205 229V228H204ZM253 229V228H252ZM251 229V230H252ZM258 229V230H259ZM8 230V231H7ZM117 230H118V228H117ZM130 230H128V231H130ZM138 230L136 231V233L133 235V237H134V241L135 242H138L139 243V240L141 241V239H139V240H137L138 239V237H139V233H138ZM144 231H146L145 229H143ZM142 229H141V231H139V232H142L143 231ZM152 231H154L153 229H151ZM244 230V231H243ZM257 230V231H258ZM44 231V230H43ZM62 231H63V229H62ZM187 231V230H186ZM186 231H183V234H184V232H186ZM248 231H249V229H248ZM255 231V230H254ZM253 231V232H254ZM258 232L259 234L261 233V232ZM53 232V233H54ZM69 232V231H68ZM116 233L115 235H114V239L116 238V243H118L117 242V239H118V241L120 242V247L118 246V244H116L119 248H117L116 246V248L114 247V245H112L113 243H115V242H113L112 244H110L111 242H112V240L110 239V234L111 233ZM124 232H126V231H124ZM130 232V233H131ZM148 232V231H147ZM149 232H150V230H149ZM148 232V233H149ZM155 232V231H154ZM157 232V231H156ZM155 232V233H156ZM159 232V231H158ZM250 232V231H249ZM252 232V231H251ZM263 232H262V234H263ZM54 233V234H55ZM64 233V232H63ZM128 233V235H130V233L129 232H127ZM127 233H125V234H127ZM144 232H142V234H143ZM148 233H146V234H148ZM255 233H257V232H255ZM258 233H257V235H258ZM41 234V233H40ZM43 234V233H42ZM52 234V233H51ZM54 234H52V235H54ZM123 234V233H122ZM139 234V235H138ZM141 234V236L140 237H142L143 235ZM146 234H144V236L146 235ZM150 234H151V232H150ZM153 232H152V234H151V237L150 238H153ZM159 235H161V233H158ZM182 234V235H183ZM199 234H200V232H199ZM245 234H247V233H245ZM244 234V235H245ZM61 235H62V232H61V234H59V236L61 237ZM94 235V234H93ZM113 235H112V237H113ZM161 235V236H162ZM181 235V237H183ZM250 235H251V233L250 234H248V237H250ZM254 235V234H253ZM253 235H251V237L250 238H252V236ZM256 235V237H258ZM47 236V235H46ZM58 236V237H59ZM62 236H64L65 237V235H62ZM92 236V235H91ZM148 236H150V235H147L146 237L147 238H149ZM260 236V235H259ZM262 236V235H261ZM260 236V237H261ZM264 236V235H263ZM262 236V237H263ZM36 237V236H35ZM41 237V236H40ZM51 237H50V239H51ZM59 237V238H60ZM66 237H68L67 236V234H66ZM127 237V236H126ZM125 237V238H126ZM131 237V236H130ZM132 237V238H133ZM139 237V238H140ZM145 237V238H146ZM158 237V236H157ZM163 237V236H162ZM34 238V239H33ZM47 238H48V236H47ZM54 238V239H55ZM62 238V237H61ZM60 238V239H61ZM88 238V237H87ZM129 237H127V239H128ZM144 238V237H143ZM144 238V239H145ZM160 238V237H159ZM163 238V239H164ZM44 239V238H43ZM53 239V240H54ZM59 239V240H60ZM126 239V240H127ZM256 238H254V239H251V240H253L254 242H256V244H257V240L259 239V237H258V239L257 240H255ZM9 240H11V239H9ZM32 240H33V243H35V244H31L32 246H33V248L34 249H32V248H29V246H30V243L32 242ZM52 239H51V242L53 241ZM58 240V239H57ZM62 240V239H61ZM88 240V239H87ZM110 240H111V242H110ZM130 240H132V239H130ZM129 240V241H130ZM148 240V239H147ZM154 240H155V237H154ZM160 240H161V244H163L164 245V242L162 241V239L160 238ZM159 240V241H160ZM164 240V241H165ZM179 240H181V238L180 239H178L177 238V240H175L174 239V243H176V241H179ZM248 240V242H249V239H247ZM250 240V241H251ZM261 240V241H260ZM260 240H258V241H260V243L262 242L263 243V241L262 240H264L263 238L261 239L260 238ZM46 241H47V239H46ZM65 241V240H64ZM94 241V240H93ZM114 241V240H113ZM133 241V244L135 243ZM145 241H146V239H145ZM152 242L151 241V239H149L148 240V242H146V243H148V246H150V245H154V241H153V243L152 244H149L150 242ZM158 241V242H159ZM170 241H168V242H170ZM246 241V240H245ZM245 241H244V243H245ZM53 242H55V243H57L58 241H53ZM98 242H97V244H98ZM142 242H143V239H142ZM157 242V243H158ZM241 242V243H240ZM247 242V243H248ZM254 242H253V244H254ZM43 243V242H42ZM130 243H131V241H130ZM129 243V244H130ZM138 243H136V245L138 244ZM144 243V242H143ZM160 243V242H159ZM174 243H173V245H174ZM243 243V244H244ZM252 243V242H251ZM259 242H258V244H260ZM46 244V243H45ZM59 244V243H58ZM132 244V243H131ZM132 244V245H133ZM139 244H142L141 242L139 243ZM156 244V243H155ZM161 244H158L159 246H158V249L160 248V245ZM169 244V245H168ZM99 245V244H98ZM136 245H135V247H131V245H130V247H129V245L127 246V247H129V248H127L126 249V247H125V249L126 250H124V249H122V250H124L125 252H123L122 250V252L124 253V256H123V254L121 255L120 253H119V255H120V257H122L123 259H124V263H127V264H132L133 262H134V259L131 257V255H132V252H133V249H135L136 248V250H137V247H136ZM144 245H147V244H144ZM143 245V246H144ZM157 245V244H156ZM166 245H168L169 246V248L172 246L173 247V245H171L170 243H165V245L164 246H166ZM171 245V246H170ZM248 245V244H247ZM31 246V247H32ZM45 246V245H44ZM70 246V245H69ZM96 246V245H95ZM114 247V249H113V247ZM140 246V245H139ZM139 246H138V248H139ZM142 246V245H141ZM142 246V247H143ZM254 246V245H253ZM260 246V245H259ZM261 246H263L264 247V245H261ZM141 247V248H142ZM147 247V246H146ZM145 246H144V248H146ZM239 249H238V248ZM244 247V246H243ZM242 247V248H243ZM248 247V246H247ZM254 247H256V246H254ZM262 247V249H264ZM54 248V247H53ZM82 248H83V250H82ZM103 248V247H102ZM141 248H139V249H141ZM156 248H157V246H156ZM162 249H164V247L162 246L161 247ZM168 248V249H169ZM210 248V247H209ZM232 248V249H231ZM241 248V249H242ZM260 248V247H259ZM259 248H255L256 249V251L258 252L259 251ZM1 249V248H0ZM5 249V248H4ZM41 249H42V247H41ZM46 249V248H45ZM57 249V248H56ZM94 248H93V246H89V248H88V250L90 251H92ZM97 249V248H96ZM143 249V248H142ZM142 249L139 251H136L135 253L133 252V255H135L136 254V256L138 255V256H140V255H142V253H138L137 254V252H142ZM158 249H156V251L158 250ZM162 249H161V252L162 253H160V251L158 252V255H159V253H160V255L159 256H162L163 255V253L166 251L165 249L162 251ZM167 249V248H166ZM204 249V248H203ZM238 249V250H237ZM27 250V251H28ZM149 250V249H148ZM231 250V251H230ZM6 251V250H5ZM36 251V250H35ZM33 252L34 254H33V256L31 257V255H28V253H27V255H28V258H32V259H30L31 260V262H33L32 260H33V257H36L35 256V254L37 253L38 255H39V252H37L38 251V249H37V251L36 252ZM44 251V250H43ZM119 251H120V249H119ZM119 251H117L116 250V252L118 253ZM120 251V252H121ZM143 251H144V249H143ZM155 251V252H156ZM240 251V250H239ZM260 251H261V248H260ZM260 251H259V253H260ZM29 252V251H28ZM62 252V251H61ZM97 252V251H96ZM107 252V251H106ZM115 252V251H114ZM181 252V251H180ZM231 252V255L232 254H237L236 256H235V258H234V256H233V258L236 260V262H235V260L234 259H232L231 260V258H232V256L229 254ZM145 253H146V250L144 251V255H142V257H144L145 256ZM179 253V252H178ZM256 253V252H255ZM262 253H264V250L262 251ZM4 254V253H3ZM2 254V255H3ZM24 254V255H23ZM36 254V255H37ZM61 254V257L63 256ZM114 254V253H113ZM112 254V255H113ZM148 254V253H147ZM162 254V255H161ZM200 254V253H199ZM202 254V253H201ZM209 254V253H208ZM37 255V256H38ZM67 255V256H66ZM117 255V254H116ZM132 255V256H133ZM157 254H155V256H156ZM157 255V256H158ZM176 255V254H175ZM255 255H257V253L255 254ZM136 256H134V258H137ZM154 256V257H155ZM180 256V255H179ZM230 256H231V258H230ZM240 256V255H239ZM238 256V257H239ZM261 256V255H260ZM260 256H258L257 255V257L258 258H260ZM262 256H264V255H262ZM261 256V257H262ZM42 257H43V255H42ZM64 257V256H63ZM93 257V256H92ZM104 257V256H103ZM102 256H101V258L99 257V260H98V264H106L107 262L108 263H111L110 262V260L112 259H110V258H108V261L106 262L105 261V259L107 260V258H103ZM110 257H112L111 256V254H110ZM120 257H118L119 259H120ZM146 258H147V255L145 256ZM153 257V256H152ZM25 258H27V256L25 257ZM27 258V259H28ZM37 258H40V257H37ZM36 258V259H37ZM60 258V257H59ZM86 258V257H85ZM102 258H103V260H102ZM139 258V257H138ZM141 258V257H140ZM140 258H139V260H140ZM145 258V259H146ZM157 258H159V257H156V258H153L154 259V263L153 264H156V260L155 259H157ZM200 258H201V255H200ZM240 258V257H239ZM256 258V257H255ZM3 259V260H2ZM82 259H84V258H82ZM92 259V258H91ZM97 259V258H96ZM119 259H118V261H119ZM123 259H122V261H121V259H120V261L122 262V264H123ZM142 259V258H141ZM144 259V258H143ZM144 259V260H145ZM195 259H197V257L195 258ZM211 259H213L212 257H211ZM210 259V260H211ZM228 259H230L231 260V262H229L228 261ZM261 259H264V257L263 258H261ZM24 261H25V263H29V261L30 260H27L28 262H26V259H23ZM85 260V259H84ZM131 260H133V261H131ZM137 260L138 259H136V262H137ZM147 260V259H146ZM148 260H149V258H148ZM147 260V261H148ZM254 260V259H253ZM56 261V260H55ZM112 261V260H111ZM117 261V262H118ZM120 261H119V264H120ZM146 261V262H147ZM152 258H150V263L152 264ZM198 261V260H197ZM202 261H204V260H202ZM201 261V263H203ZM241 261V260H240ZM255 261H258V260H254V262ZM262 261V260H261ZM261 261H259V262H261ZM22 262V263H21ZM30 262V263H31ZM112 262H114V261H112ZM149 262H147L148 264H150ZM205 262H207V260L205 259ZM204 262V263H205ZM242 262V261H241ZM251 262V263H250ZM29 263V264H30ZM38 263V262H37ZM81 263H82V260H81ZM88 263V262H87ZM107 263V264H108ZM137 263H139V264H141L142 263V261L140 260L139 262H137ZM144 264H145V261L143 262ZM195 263H197V262H195ZM194 263V264H195ZM201 263H198V264H201ZM203 263V264H204ZM239 263V262H238ZM249 264H252L253 262H252V258H251V261H249L248 262ZM247 263V264H248ZM257 263V262H256ZM261 263H263L264 264V262L262 261ZM63 264V263H62ZM84 264V263H83ZM113 264V263H112ZM206 264V263H205ZM207 264H209V263H207ZM211 264V263H210ZM254 264V263H253ZM260 264V263H259Z\"/></svg>",
  "mask_w": 264,
  "mask_h": 264
}]
</instances>
